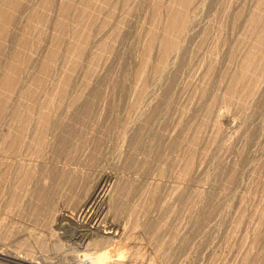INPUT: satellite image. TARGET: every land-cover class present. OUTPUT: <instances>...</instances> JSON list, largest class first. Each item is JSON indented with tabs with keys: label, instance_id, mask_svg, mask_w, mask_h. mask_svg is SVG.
Instances as JSON below:
<instances>
[{
	"label": "rangeland",
	"instance_id": "1",
	"mask_svg": "<svg viewBox=\"0 0 264 264\" xmlns=\"http://www.w3.org/2000/svg\"><path fill=\"white\" fill-rule=\"evenodd\" d=\"M20 1L24 2L25 5ZM42 1H44V0H27V1L26 0H18L16 2V3H18V8H15V10L13 12V15H14L13 21L15 20V23L12 21V22H10L12 25H10V23L8 22L9 23V24L7 23L8 26H6V27L4 26L5 31L7 30L9 32V35L6 34V33H8L7 31H6V33L4 31V35L0 33V36L3 35V36H1L2 39L6 34V36H5L6 39L4 37V39L2 41V39L0 38V52H1L0 53V86L2 87V88L0 87L1 88L0 89V96H1L0 101L2 99L4 100V98L7 99L4 102H2L3 100L1 101L4 104L7 101V103H6L7 106H5L6 109H5V107H2L3 104H0L1 108L2 109L4 108L3 110H1V108H0V115L3 116L2 119H1L2 116H0V136H1L0 141H1V139H3L1 142H3V141L7 142V143L4 142V144H7L6 147H5V145L3 147H1V145H3V144H1V142H0V152H1L0 153V156H1L0 157V264H18V263L11 262L10 257H13V256H18L20 259H18V257H17V259L19 261L21 260L22 261L21 263H24L25 262L24 259H25L26 260L25 263H30V261H31V264H36V263L42 264L43 263L42 260L44 261V260H48V259L50 260V262L55 263V264H80L84 260L91 261L92 264H196V263L197 264H257V263L258 264H264V212H263L264 211V204H263L264 203V86H263L264 85V76H263L264 73L262 74L261 78H259V80H256L254 78L256 86H255L254 80H252L253 78L251 76L256 71L253 74L251 73V75H249L248 71L245 72V70L241 69V71L243 70V72L246 73V75L248 74L250 77L249 76L247 77L244 73H242V74L240 73L241 72L240 68L244 67V63L246 60L245 57L247 56L246 53H248L247 51L250 49L251 46L254 45L256 38H257L256 36L258 35L257 30L259 28H261V27H259V25H257L258 28L255 27V31L252 32L254 30V28L251 25L248 26L249 20L244 18V17L245 16L248 18H249V16L251 17L252 15H250V14L251 13L254 14L253 12H256L258 10L257 8L259 6L257 8H255V7L257 5V2H259L261 0H259V1L258 0H193V2L191 0L192 6L190 4L188 6V9H190V10H188L189 11L188 15H191L193 12V15L191 17L189 16V18L194 17L195 19H193V21L190 19L191 20L190 22H192V25L187 27L189 29L184 30V33L182 34V35H184V37L185 36L186 37L183 39V36H182L183 44H182L181 50H179L176 53L173 52V53H175L176 56L174 54L171 56L170 53L166 54V56L169 55L170 57L164 56V54L162 53L163 49H161L162 46H161V43H159V41L161 42V37L163 36L162 32L165 31L164 28H166V26H167V25H165V20H167V19L169 20L170 17L174 14L175 10H177L176 8H178L177 7L178 5H176L177 1H172V0L170 1L169 0L170 1L169 2L168 0H166V1L165 0H158L156 2V5H160V10L162 9V11L157 13V15H154L155 13H153V12L151 13L150 10L154 11L153 7L155 8L156 5H153V4H155L156 0H136V1L135 0H129V1L128 0L127 1L126 0H122V1L121 0H108L110 3H111V1L113 2L109 5H108L109 2L107 3V0H105V1L103 0L104 2L102 0H99V2H98V0H97V3H95L96 0H91V3H93V6H92V4H90V0H89V2L87 1L88 2V3H86L87 5L84 3L83 0H77V2L80 5L83 3L86 5V7L84 4H83L84 6L81 5L83 8H81V6L76 5L78 3L75 0L74 1L70 0L69 1L70 2L69 7L71 10L75 11L76 14L73 13L69 9L68 15H67L69 18L66 16V17H64L65 19L64 18L60 19V17H62V14H60L59 12L60 11L62 12L61 9L64 7L65 3L68 0L67 1L66 0H57V1H59V3L56 0L55 1L53 0L55 2V5H56L55 7L60 10V11L58 10V13L60 15L57 13V9L54 12L55 7H54V9L52 8V9H46L45 10V8L43 7V4H41V3H44ZM92 1H94V2H92ZM100 1L102 4L100 3ZM5 2L6 3L9 2V0H0V12H3L4 9L6 10L7 4ZM19 2H20V4H19ZM56 2L59 5L56 4ZM69 2H67L66 4L68 5ZM71 2L73 5L71 4ZM121 2L124 3L125 5L124 4L122 5ZM74 3H75V5H74ZM94 3L97 5H95ZM98 3L100 6L98 5ZM103 3H106L105 6ZM118 4H120V8H119ZM126 4H127V6H126ZM166 4H167V6H166ZM174 4L176 5L175 10H173ZM258 4L260 5V2ZM89 5H91V7H89ZM40 6L43 7V9ZM76 6H78L82 10L84 9L83 10L84 12H82L81 9H79V11L76 10L78 8ZM87 6L89 8H87ZM95 6H96V10L94 9ZM117 6H118V9H117ZM73 7H74V9H72ZM75 7H76V9H75ZM114 7H116V8H114ZM86 8L89 10L92 8L95 10V12L96 11H98V12H96L94 14V11H91L92 9L89 11V10H85ZM242 8H243V10H242ZM170 9L172 11H174L172 15H170L171 14ZM240 9H241V11H240ZM245 9H247V10H245ZM252 9H254V10H252ZM43 10H45V12L50 10V11H48L49 14L54 15V16H47L48 17L47 18L45 15H48V14H45V12H42ZM52 10H53V12H52ZM250 10H251V12H248ZM32 11H33L35 16L39 15V14H40V16L35 17V16L31 15ZM77 11L79 13H77ZM88 11H89L90 15H91V13H93V15L97 17V18H95L97 20L94 19V16L92 18V15H91V20H90V18H89L90 15L88 16V14H89ZM243 11L244 12L246 11L245 14ZM263 11H264V8H263ZM41 12H42V14L44 13L43 17H41L42 16ZM110 12H111V14L113 12V14L111 15ZM149 12H150V14H149ZM240 12H241V14L243 12L242 15H244V16H242V18L244 19L243 24H241L242 19L238 18L239 16L236 15L237 13L240 15ZM69 13L72 14L71 17L69 16V15H71ZM83 13H85V14H83ZM80 14L83 15L84 20L86 19V17H84V16H88L90 21L88 19H86L85 21H83V20L81 21L82 16ZM167 14L170 15V17H168ZM233 14L236 16H233ZM77 15H79V17L80 16L81 17L79 18ZM150 15L153 16L154 20H155V18L158 19L157 18L158 16H159V19L162 18L159 20L160 22L157 25V26H159L158 30H157V28H155L158 31L157 34L154 31L155 30L154 27H156V26L153 27V25H156L157 23L156 24H155V22L153 23L154 20L152 19V17ZM30 16H32V18L33 17L38 18V19H36L37 21L35 20V18L31 19ZM56 16L57 17L60 16V17H58V19H60V21L59 20L55 21L56 19H54V18ZM230 16H231V20H230L231 22L233 19H237V18L241 21H239L237 19L238 21L233 20V23H231L229 21ZM74 17H75V19H76V17H78L76 22H75V19H72ZM49 18H50V21H48ZM66 18H68V19H66ZM29 19H30L29 23L39 22V24L37 23L39 28H38L37 24H35V23H33V24L28 23L29 25H31L30 27H28L29 25L27 24V22ZM78 19H80V21ZM150 19L153 20L152 21L153 25H151ZM41 20H43L44 22L46 20L47 21H46V23H43V21H41ZM66 21H67V23H66ZM77 21L81 25H79L77 23ZM87 21H89L90 24L93 21L92 24H94V22H95V25H92V24L90 25L89 22H87ZM234 21L236 22V24H234ZM18 22H20V24ZM40 22L43 25L40 24ZM49 22H51L52 24ZM53 22H55V24ZM56 22H59L60 24L59 23L56 24ZM72 22H75V23H72ZM85 22H87V23H85ZM245 22L247 23V25L245 24ZM47 23H49V24H47ZM64 23H66L65 24L66 27L64 26ZM159 24H161V25H159ZM230 24L234 25V28L232 27L233 30L236 29L238 24H239L237 30L233 31V34H232V29H231V31L229 30ZM0 25H2V24H0ZM3 25H6V24H3ZM25 25L27 28H25ZM50 25L53 27H51ZM56 25L58 28L56 27ZM58 25H60L62 28ZM89 25H90V27H89ZM228 25H229V27H228ZM235 25H236V28H235ZM40 26H41V28H40ZM76 26L79 28H77ZM92 26L94 28H92V30L89 29ZM150 26H152L153 28ZM160 26L164 30L163 31L161 29V33L159 31ZM240 26H242V27H240ZM54 27L56 28V30L54 29ZM69 27H70V29H69ZM239 27H240V29H239ZM244 27H246L247 31H248L247 33H245L246 37H244V34H243V31L245 29ZM251 27L253 29H251ZM34 28L36 29V31L34 30ZM82 28L89 29L91 32L87 33L88 30H87V32H85L86 30H84ZM31 29L33 30V32L31 31ZM42 29L44 31H42ZM79 29L84 30L85 34H87V39L89 38L88 41L91 43H89L87 40H85L86 42L84 41L83 43H81V45L82 44L83 45L82 46L80 45V47H79L80 50L83 49L81 54H79V55L74 54L73 55V53H71L70 51L68 52V48L70 46H67V45L71 44L70 43L71 41H73V43L76 42L75 41L76 38H74V35L76 37V34L79 32L78 31ZM249 29H251L250 30L251 33L249 32ZM60 30L62 33L60 32ZM149 30H151V32H153L152 35H150L151 32L149 34H146V33H148L147 31H149ZM259 30H261V29H259ZM57 31H59V32L57 33ZM186 31H187V33H185ZM63 32H66V34H64ZM67 32H68V34H67ZM72 32L74 34H72ZM244 32H246V29ZM60 33H61V35H60ZM94 33H95V35H94ZM255 33L257 34L256 36H255ZM54 34H56V35H54ZM88 34L91 35L92 37L89 36ZM247 34L249 37L247 36ZM21 35H22V39L26 37L25 38L26 40L24 39L25 44H24V48L22 50V52L23 51L24 52L21 53V54H23V56H26L25 58L22 56L25 64L22 63V65L20 66V70L23 68L22 69L23 72H22V70H21L22 73L19 72V74H18L19 81L15 83L13 90L15 89L16 91H18L19 93L18 92L17 93L19 94V96L21 98H22V96H24V95L26 96V94L28 95L29 93L32 94V95L29 94L30 97H32L33 95L36 96L37 94H35L34 92L38 93V90H39V92L41 91L36 97L37 98L35 100L36 103L35 102L33 103L36 105L32 104V102L34 101L33 99H35V96H33L34 98H30L32 101L28 98L29 96H26V97L24 96V98H27V99H24V98L21 99V98H19V96L18 97L16 96L18 94H16L15 90H14L15 92L12 90L13 94H11L10 91H6V94H7V92H9L6 95V94H4L5 89L3 90V86H2L3 85L2 81L5 80L4 77L6 76L5 71H7V69H5V68L8 67L7 64H10L11 62L12 63L15 62L14 58H15L16 53H14V51L15 52L18 51V48H17L18 46H15V45H18V43H19V42H16V44H15V41L21 40L18 38L16 39V37L21 38ZM40 35H41L43 41H42ZM153 35L155 38L152 37ZM231 35H232V43L229 44V42H231V39L229 40V38H231ZM7 36H10V40H12L13 38H15V39H13V41H10ZM13 36H15V37H13ZM59 36H62V37L60 38ZM147 36L149 39L146 38ZM187 36H188V38H187ZM250 36L253 37V40L251 39ZM254 36H255V40H254ZM37 37H38V39H41V40H37ZM71 37H73L74 40ZM90 37H91V39H90ZM225 37L227 38V40H225L226 39ZM151 38H153V42L155 40V42H156V43L154 42L155 44L153 42H150ZM221 38H224V39H221ZM235 38H240L242 41L237 39L238 41H240V42H238ZM245 38H247V39H245ZM52 39H53V41H51ZM56 39H57V41H56ZM61 39L64 41L62 42ZM146 39H148V40H146ZM219 39H221V41L222 40L223 41L221 42ZM5 40H6V42H5ZM30 40H32V41L30 42ZM47 41L52 42L53 46L51 47V45H50L51 43L49 44ZM58 41H60V42H58ZM147 41L152 43V45H153L152 47L156 50H154L152 48L154 50V53L152 51L153 54L151 53V55H150L151 58L149 57L150 59L149 58H148L149 60L147 59V61H149V62L146 61L148 64L144 63L145 62L144 60H142L144 62H143V64H141V62H142V61H140L142 58L141 56L143 53H144L143 55L146 54L145 50L147 49V48H144V49H142V48L146 46L145 45L146 43H148L147 45L150 44ZM151 41H152V39H151ZM219 41H220V43H219ZM56 42H58V46L61 45V43H62V45L59 46V48L64 46V44H65L64 48H60V49H65L66 46L68 48H66L67 50H62V51L60 50V51H58V53L56 52L55 55L57 56V58L55 56L54 59L57 61L52 60L49 62V60H50L48 58L49 54H50L49 51L53 52L52 49L54 47H56V49L55 48L53 49L54 51L59 50V49H57L58 46H56L57 45ZM235 42L238 45H235ZM247 42H248V44H246ZM249 42L250 43L252 42L253 45H252V43L250 44ZM73 43H72V45H73ZM84 43H87V44L89 43L90 45L88 44V46H87ZM157 43L161 47L160 49L162 51H159L160 49L158 48L159 46L157 45ZM222 43H224V44H222ZM232 44L234 45V47L231 46ZM84 45H85V47H83ZM154 45H156L158 47H156ZM226 45L228 46V48H231V49L234 48L235 50L230 51L231 53L227 52L231 49L227 50L228 48ZM214 46H215V48H214ZM236 46H237V48H235ZM238 46H239V49H238ZM242 46H244V47H242ZM27 47H28V49H27ZM146 47H148V46H146ZM245 47H247V48H245ZM216 49H218V51ZM84 50H87V51H84ZM142 50H143V52H142ZM244 50H247V51L245 52ZM27 51H29V52H27ZM64 51L68 52V53L67 52L63 53L64 55L66 54L65 57L62 56L63 55L62 52H64ZM158 51H159L160 55L161 54H163V55H161V56L158 55L159 54ZM214 51H216V52H214ZM140 52H142V53H140ZM212 52L215 54H213ZM235 52H237V53L235 54ZM228 53L229 54L233 53L232 57L230 55H228L229 56L228 57L227 56ZM82 54H83V58H85V59L81 58L83 60V62L79 61L80 62V64H79L78 59L81 60L80 56L82 57ZM87 54H88V56H87ZM240 54H242V55H240ZM75 55H76V61L74 60ZM98 55L100 58L98 57ZM243 55H245V57ZM46 56H47V58H46ZM85 56H87L88 58ZM163 56H164V58H163ZM71 57H73V58L71 59ZM146 57H148V56H146ZM146 57H145V59H146ZM161 57L164 60L165 66L167 65V67L164 66L166 69L163 67L165 69V71L163 70V68H161L163 66V64H161V62L163 63V60H161ZM26 58H28V59L26 60ZM45 58H46V60H45ZM69 58L71 60H74V61H72V63L74 62L75 66H73L74 64L70 63L71 60ZM97 58H99V59H97ZM159 58H160L161 62H160V60L158 62H160V64L162 66L160 64H158V62H157V59H159ZM165 58H168V60H165ZM177 58H179V59H177ZM243 58H245L244 63L242 62ZM47 59H48V62H47ZM143 59H144V56H143ZM41 61L43 62V64ZM44 61L49 66H47V64ZM53 61L56 64L53 65V63H54ZM168 61L170 62V64H168L169 63ZM212 61L215 63H212ZM6 62H7V64H6ZM36 63L38 65L41 64L40 67L43 66L42 68L46 67V70H50V69L53 70V72H51V71L45 72L44 71L45 72V73L43 72L44 75L47 74L44 77L42 73H37L38 70L43 71V69L42 68L39 69L40 67ZM68 63L71 64L73 66V68L77 67L76 66L77 63H78L77 65H81V66H78L77 67L78 69L76 68L77 69L76 70L75 68L72 69L71 68L72 66L69 65ZM50 64H52L54 66L53 69L49 68L50 66L52 67V65H50ZM144 64L145 65L147 64V65L145 66ZM238 64H243L242 65L243 67H241ZM159 65H160V67H159ZM215 66H217V67H215ZM86 67H89V68H86ZM36 68L38 69L37 71H35ZM47 68H49V69H47ZM134 68L136 69V71ZM157 68H161L163 73L160 69H157ZM236 68H237V70H236ZM85 69H87V70H85ZM71 70H73L74 72L72 71L73 72L72 73ZM167 70H168V72H167ZM210 70H212V71L215 70L213 72V75L215 73L216 76L215 75L214 76L216 77L217 86L214 84L216 82L213 78L214 76L212 75V73H210L211 76L209 75V77L211 79H209V77H208L207 73L211 72ZM222 70H224V71H222ZM2 71L4 73H2ZM69 71L72 74H68ZM157 71H159V72H157ZM235 71H236V73H235ZM249 71L253 72L251 70H249ZM237 72H239L240 75H243V76L245 75V77H247L246 79H248V83L251 80L253 81V84L251 83L252 86L254 85L253 89L251 88L252 86H249V87H250V89H252L254 91H251L248 87L247 89L251 93L248 91L245 93L244 91H246V90L243 91L244 94L240 93L242 91L239 92L238 88H240V90L245 89L244 86L242 87V82L245 81V80H243V79H245V77L240 76ZM223 73H225V74H223ZM37 74H38V76H37ZM49 74H51V75H49ZM231 74H233V75H231ZM19 75L21 76V78ZM34 75H36L37 77H34ZM65 75H67V77ZM227 75H229V76H227ZM230 75L232 77H234L235 80L236 79H238V80L235 81L234 78L231 79ZM234 75H236L238 78H236V76H234ZM39 76H41V77H39ZM46 76L47 77L50 76V79L49 78L46 79V80H48L47 84H46V81L44 80L45 83H43L44 85H42V81L40 82V79L47 78ZM60 76H61V78H60ZM144 76H145V78H144ZM63 77H66V79L64 78L65 79L64 80ZM71 77H72V79H71ZM217 77H220V78H217ZM33 78H34V80H38L35 78H40V79L38 81H34V80H32ZM18 79H16V80H18ZM21 79H22V81H21ZM217 79H219V80L222 79V81L220 80V82H219V80H217ZM240 79L243 80L241 83H239L241 81ZM249 79H250V81H249ZM31 80L34 81V84L32 83ZM50 80H52V81H50ZM61 80L64 82V84L66 83V81H71L70 84H68V83H67L68 85L65 84V87H67V86H69V87L71 86V87L70 88L67 87V89H65L64 84ZM144 80L146 81V83ZM212 80H213V82H212ZM230 80L231 81L234 80L233 82L238 83L239 85L238 84L237 85L241 86V87L236 88L235 87L236 83H235V85H233V87H231L232 86L231 83H233V82H231ZM229 81H230V83H229ZM237 81H239V82H237ZM49 82H51V83H49ZM57 82H58V84H57ZM59 82H62V83H59ZM147 82H148V86L146 85ZM208 82H209V84H208ZM211 82L214 85H212ZM246 82H247V80H246ZM17 83L21 87L23 86L26 89L28 88V90H26V89H23V87L22 88L20 87L21 90L23 89L24 95L23 94L20 95L21 90L19 89V87H18V89L16 88L18 86ZM40 83H41L42 87H45L47 85L46 90H45V88L44 89L40 88ZM227 83L230 87L227 85ZM32 84H33V86H32ZM35 84L40 89L35 88V91H33L34 88L30 89L29 87H31V88L35 87L34 86ZM60 84L63 86H61ZM121 84H122L123 88H122V86H120ZM245 84H247V83H245ZM53 85L55 88L53 87ZM58 85L61 86L62 88L64 87V89L66 91L68 90L66 95H70L69 98L72 99L73 101H69L70 99H68L67 96L65 97L64 94L66 93V91L64 92V89H61ZM57 87L60 88L59 90H62V91H58ZM202 87H204V89ZM255 87H256V89H255ZM73 88H74V90H73ZM139 88L141 90H139ZM145 88L147 91H145ZM230 88H232V89H230ZM222 89H223V91H222ZM233 89H234V91H236V93H234V91L232 92ZM31 90L33 92H31ZM205 90H209L210 93L208 94V91L206 92ZM226 90L228 91V93H227L228 96H227V94L225 95V93L227 92ZM27 91H29V92H27ZM44 91H46L47 93ZM237 91L239 92L238 95L239 94H242V95L241 96L236 95L237 96L236 97L234 94H237ZM51 92H53V93L51 94ZM55 92L56 93L59 92V93H57L58 94L57 96H56ZM61 92L64 93L63 94L64 97H61V96H63L60 94ZM231 92L233 93V99H232V96L230 95ZM42 93H45L47 95V96L45 95V97H47V98L51 94L53 97L52 96H50V97L52 98V100L54 102L53 101H52L53 103L51 102L50 97H49L50 100L46 98V100L49 101L48 104L50 102L52 103V104L48 105L44 101L45 100L44 94H42ZM202 93H204L205 96H203L204 94H202ZM9 94H11V96H13V97H10ZM201 94H202L203 98L201 97ZM206 94L208 95V103L209 104L205 103L207 101H204V100H206V99H204L207 96ZM247 94H248V96H247ZM8 95H9V98H11V100L7 97ZM54 95H55V99H54ZM78 95H80V96H78ZM224 95H225V98H227L226 101H228V102L223 101L225 99ZM3 96H4V98H2ZM73 96H75L76 99ZM242 96H243V98L245 97L244 100H241ZM59 97H60V99H59ZM71 97H73V98H71ZM127 97H129V98H127ZM137 97H138V99H137ZM169 97H171V98L169 99ZM211 97L213 100L214 99L216 100V101L212 100L214 103L212 101H210L211 103L209 102V100H211ZM234 97H235V99H238L240 97L239 99L242 102L239 99H238V101L235 100ZM18 98H19L20 102L18 101ZM228 98H229V100H228ZM249 98H250L251 102H250ZM38 99H39V103H38ZM79 99H81V101H83L85 99L91 100V106H93L92 110L94 109V112L91 110L93 112L91 114L92 116L87 115V114H84V115L85 116L87 115L88 117H85L84 115L80 116V114L78 115V108L80 107L79 105L84 103V101L81 103V101ZM13 100H16V102L20 103V105H22V108L18 103H17V105H15L16 102ZM21 100H23V103L21 102ZM27 100H29V102H31V103H27ZM58 100H60L61 107L63 105L62 108L60 107ZM86 100H85V102H86ZM200 100H202V102ZM24 101L27 104H25ZM42 101H44L45 102L44 104H47V105H43ZM56 101H57V103H56ZM61 101H66V102L62 103ZM9 102H11V103L15 102V103L10 105L11 103H9ZM69 102H70V104H69ZM37 103H38L39 107L41 105V107H40L41 109L39 107H37ZM200 103H202V104H200ZM240 103H243V104H240ZM23 104L26 106L28 104L29 105L27 107L26 106L23 107ZM65 104H67V105H65ZM239 104L241 105L242 109L246 107L245 110L244 109L242 110ZM13 105H15L16 107L20 106L19 107L20 113H18L19 109L17 110L14 106L15 109H13V112L17 111L16 114H18V115L14 114V113H12V114L16 118H14L10 112V111H12V109L10 107L12 106V108H13ZM51 105H53V106L49 107ZM64 105H65V107L66 106L69 107L70 105H73V106L75 105L74 108L77 110L73 111L74 109L71 106H70V108H65ZM242 105H244V107ZM42 106H44V107H42ZM45 106H48V107H45ZM25 108L26 109L31 108V109L25 110ZM35 108L36 109L38 108V109L36 110ZM46 108H48V110L51 108L50 109L51 111L49 110L50 113H49V111L47 112L48 115L50 116V118L48 120L50 121V119H51V123L55 122L53 124L54 126L50 124L51 125L50 128L48 127L50 125H46L45 122L43 120H41V119H43L44 115L46 114L45 113V111L47 110ZM66 109H68V110H66ZM69 109L75 115L72 114L71 112H68ZM28 110L30 112V115H32V113L34 114V116H32V118L30 115H29L30 117L28 116V114H27ZM42 110H44V115H43ZM53 110L55 111V113L53 112V115H57L56 117L55 116L53 117V115H52ZM1 111H2V113H1ZM6 111H7V113H6ZM31 111H33V112H31ZM60 111H62V112H60ZM108 111H110V112H108ZM66 112H68V113H66ZM22 113L24 116H26V115L27 116L24 117L22 115ZM37 113H38V115H37ZM122 113H124V114H122ZM195 113H197V114H195ZM4 114H5V117H4ZM19 114H21V116ZM48 115H47V118H48ZM133 115H135V116H133ZM9 116H12V117L9 119ZM37 116L38 117L41 116L42 118H40V117L38 118ZM77 116L80 119L76 123V121L78 120ZM138 116H140V117H138ZM192 116H194V117L192 118ZM241 116H243V117H241ZM18 117L22 120H24L23 118H25V119L27 118L26 121L28 123L25 122L24 124H21V125L17 124V122L18 123L20 122ZM36 117H37V120H35ZM51 117H53L54 118L53 120H55V121H53ZM244 117H245V119H244ZM11 119L12 120L15 119L16 121L15 120L12 121ZM29 119H30V121L32 120V123L29 122ZM242 119H244V120H242ZM1 120H4V122ZM40 120L43 121L44 123H42V122L40 123L39 122ZM34 121H35V123L37 121V123L35 124ZM1 122L4 124H2ZM6 122H7V124H6ZM15 122H16L17 126H15L16 124H13ZM116 123H118V124H116ZM122 123L124 125H121ZM125 123H126V125H125ZM18 125L21 126L19 128H22L23 130L27 131V132L24 131V136L27 137L26 138L27 141L25 140V142H22V141H24L25 137L22 138L21 141H18L21 145L19 143L16 145H18L20 147L16 146V149L14 148L17 155L14 152V153H12V155L14 154L13 156L11 154L9 156L8 153L13 152V151H11L13 149L11 147H9L10 144L12 146L13 139L11 138L12 136L10 137V135L7 133H10L11 135H13L12 133H15L16 130L18 131V129H19ZM44 125L47 127L43 128ZM80 125H81V127H80ZM195 125L198 127L196 128ZM119 126H121V127L123 126V128L125 126V128L122 129ZM63 127L64 128L65 127L72 128L74 130V133L77 136H75L74 138L71 136L73 139H71V137L66 136L68 138V140H66V141L68 142L70 140L68 142V144L70 143L71 145H67V148H68V146H70V148H69L70 151H68L69 152L68 153L67 150H69V149H67L65 147L63 152L61 150L60 154H59L58 137L60 135V132H62ZM57 128H58V130H57ZM182 128H184V129H182ZM44 129L47 131L49 130V131L47 132ZM1 130L3 131V133L1 132ZM50 130L52 133L50 132ZM95 130H96V132H95ZM125 130L128 133H126ZM7 131H9V132H7ZM10 131H12V132H10ZM113 131H114V133H113ZM199 131H200V133H199ZM5 132H6V134H5ZM178 132H180V133H178ZM1 133H2V135H1ZM44 133L46 134L47 137L44 136ZM50 133H51V135H50ZM78 133L80 134V136L78 135ZM121 133L123 135H126V136L121 137L122 136ZM117 134H118V136H117ZM3 135L4 136L6 135L5 138L3 137ZM48 135H50V136H48ZM81 135H83L84 138ZM86 135H87V137H86ZM34 136L38 137L40 145L36 144V143H38V139H36ZM8 138H9V140H8ZM45 138H47V139H45ZM80 138H82V139L80 140ZM138 138L140 139V141L138 140ZM191 138L194 141L195 140L198 141V142L195 141V146L193 144V147H192V145L190 146V144H192ZM214 138H215V140H214ZM35 139L37 140V142L35 141ZM134 139L137 142H139L141 149L136 148V145H135L136 141ZM141 139H142V142L144 143V145L145 146L147 145L146 147L143 146ZM163 139H164V141H163ZM75 140H76V142H75ZM132 140H134L135 142ZM72 141L74 142L73 144L71 143ZM194 141H193V143H194ZM30 143H31V145H30ZM175 143H176V145H175ZM41 144L44 147H41ZM156 144H158V145H156ZM170 145H171V148H173L172 152H170V150H169V152L166 151L167 150L166 148L170 149L169 148ZM176 146H177V148H175ZM182 146H183V149H182ZM77 147H79V148H77ZM152 147H154V148H152ZM1 148H2L4 153L2 152ZM3 148H7L8 152L6 149H3ZM9 148H11V149H9ZM41 148H42L43 152L41 151ZM71 148H73V149H71ZM75 148H77V149H75ZM65 149H67V150H65ZM147 149H148V151H147ZM135 150H136V152H135ZM56 151H58V152H56ZM64 151H66L67 153L65 154ZM138 151H139V153H138ZM38 152H39V154H37ZM56 153H58L59 155ZM187 154H188V156H187ZM190 154H193V155H190ZM153 155H154V157H153ZM189 157H190V159H189ZM132 158L134 160H136V163L134 162V160ZM145 158L146 159L148 158V159L146 160ZM155 158L158 160L157 163H156ZM14 159L15 160L17 159V161H15ZM128 159H129V162H128ZM153 159H155V160H153ZM137 160H139V161H137ZM187 160L188 161L190 160V164H192V166H194V167H191L190 164H187ZM191 160H192V163H191ZM168 161H169V163H168ZM126 162L128 164H126ZM171 162H172V166H171ZM144 163H145V165H144ZM130 165H132L133 167H131ZM142 165H144L145 167ZM186 165L191 168V172H190V168H187ZM221 165L223 167H221ZM146 166L148 168L147 171H146ZM184 166L187 168V172L189 170L188 173L186 172V168H184ZM140 167H141V169H140ZM207 169H208V172H207ZM234 169H236V170H234ZM181 170L183 172L187 173V175L184 176L185 173L184 174L181 173L182 172ZM219 172H221V173H219ZM20 174L25 176V179L22 180L24 182H22L20 180L23 178V176L21 177ZM159 174H161V175H159ZM30 175L32 176V178H30L31 177ZM104 175H107L110 177V180L106 183V187L108 190L105 194L106 195L104 198L105 200L103 199L104 201L101 203V206L97 205L98 208L96 206L97 211H96V208L93 209V211L90 213L89 217L87 216L88 218L84 217L80 214L78 215V213H77V211L79 209L78 207H80V205L82 204L83 199L85 200L87 198V196L90 195V193L92 192V190L95 186V183H97L99 178L104 176ZM235 175H236V177H235ZM243 176H244V178H243ZM27 178H28V181L26 180ZM191 178H192V180L190 181L189 179H191ZM233 178L236 179L234 181L235 183L231 180ZM157 179H158V181H157ZM133 180L136 181V184L134 183ZM25 181H26V183H25ZM206 181H208V182H206ZM212 181H214V182H212ZM157 184H158V186H156ZM161 185H162V188L158 189L161 187ZM149 186L152 189L149 188ZM191 186H193V187H191ZM120 187H122V188H120ZM140 188H141V190H140ZM154 188L157 189L158 191L156 190L157 191L156 192ZM117 189H119V191ZM187 189H189V190H187ZM153 190L156 192L157 195H155V192ZM41 191L45 192L46 194L42 192L43 195H41L40 196L41 198H39ZM150 191L152 194L150 193ZM38 192H39V194H37ZM145 192H148V193H145ZM11 194H14V196L16 195V197H12ZM83 194H85V196ZM152 195L154 197H152ZM42 196H44V198ZM215 196H217V197H215ZM45 197L47 198V200H45L46 199ZM151 197H152V199H151ZM153 198H154V200H153ZM195 198H196V200H195ZM205 198H206V200H205ZM12 199H14V200H12ZM43 199L47 202L44 201V202L40 203L41 201H43ZM11 200H12V203L10 202ZM48 200H49V202H48ZM73 200H75V201H73ZM119 200H121V201H119ZM212 200H213V202H212ZM38 201H39V203H38ZM123 201H125V202H123ZM214 201H215V203H214ZM48 204L50 207L48 206ZM107 204H108V206H107ZM241 204H242V206H241ZM205 205L206 206L211 205V207L207 206L208 207L207 208ZM42 206H44V207H42ZM118 206H119V208H118ZM155 206H157V207H155ZM187 206L189 208H187ZM38 207H40V208H38ZM123 208H124V210H121ZM146 208H147L148 212H146V210H144ZM200 208H202V209H200ZM206 208L207 209L211 208L210 212L208 210H206ZM47 209H48V211L50 210L49 212H51L54 215V217L52 214L47 213L48 212ZM140 212L141 213L143 212L144 214L142 215ZM147 213H149V214H147ZM204 213L206 216L204 215ZM39 215H40V217H39ZM43 215L44 216L47 215L46 217L47 218L49 217V219H44L46 217H43ZM64 215H66L70 218V220L72 221L71 222L72 224L68 223L69 224L68 225L66 223L67 224L66 226H64V225L62 226V224H64V223H61L63 221H61L60 217L62 218ZM145 215H146L147 219L145 218ZM147 215L149 217H147ZM202 216H204L205 218ZM52 218H53V220H52ZM92 219L94 222H99L100 225L105 229L112 226L113 229L111 232L115 236L112 238L111 235L106 236V235H98L96 233H93V235L91 236L90 239H88L87 241H82L79 238V236L76 235V231L79 230L77 227L85 225L89 220H92ZM135 220H138V222H136ZM157 220H158V222H157ZM51 222H52V224H50ZM58 222H60V223H58ZM64 222H66V221H64ZM134 222L138 223V224L136 225V224H134ZM58 224L60 225V227ZM154 224L156 225L157 230L159 229V231L156 230V227L154 226ZM140 225H141V227H140ZM234 225H236V226H234ZM158 226H160V228ZM150 227L153 229V231L150 230L151 229ZM176 227H177V229H176ZM254 229H256L257 231ZM147 231L150 235L153 232L152 236H150V235L147 236L146 235ZM154 231L159 232V233L156 232V235L158 237L154 234L155 233ZM25 232H26V234H25ZM102 237H106L108 243L106 242V239L104 240V239H102ZM150 237H151V239H150ZM109 239L110 240L112 239V240L110 241ZM254 239H255V241H254ZM150 240H152V241H150ZM93 241H94V243H93ZM98 241L99 242L101 241L103 243H99ZM104 241H105V243H104ZM135 241H136V243H135ZM88 242H89V246L87 245ZM94 244L95 245L97 244V245L95 246ZM158 248H159V250H158ZM13 251H15V254ZM11 252H13V256H12ZM122 252L123 253L127 252V254L124 255ZM135 252H136V254H134ZM119 256L121 259L119 258ZM244 257L246 260L244 259ZM93 259H94V262H93ZM8 261L11 263H9Z\"/></svg>",
	"mask_w": 264,
	"mask_h": 264
},
{
	"label": "bare ground",
	"instance_id": "2",
	"mask_svg": "<svg viewBox=\"0 0 264 264\" xmlns=\"http://www.w3.org/2000/svg\"><path fill=\"white\" fill-rule=\"evenodd\" d=\"M17 1H18V0H11V1L9 0V2H7V3L5 2V3L7 4V5H6V10L4 9L3 12H0V24H2V25H0V26H1V27H0V33L3 34V35H4V31H5L4 26H5V27L8 26L7 23H8V22H9V23L12 22L13 19H14V17H13V16H14V15H13V12H14L15 8H18V3H16ZM26 1H27V0H26ZM54 1H55V0H54ZM54 1H53V0H44V1H42V2H44V3H41V4H43V7L45 8V10H46V9H52V8L54 9V7L56 6ZM56 1H57V0H56ZM66 1H67V0H66ZM69 1H70V0H68L67 2H69ZM73 1H74V0H73ZM73 1H72V2H73ZM75 1L77 2V0H75ZM83 1H84L85 4L89 2V0H83ZM83 1H82V2H83ZM85 1H86V2H85ZM87 1H88V2H87ZM102 1H103V0H102ZM104 1H105V0H104ZM104 1H103V2H104ZM121 1H122V0H121ZM126 1H127V0H126ZM126 1H125V2H126ZM128 1H129V0H128ZM135 1H136V0H135ZM157 1H158V0H156V1H155V4H153V5H156V2H157ZM165 1H166V0H165ZM168 1H169V0H168ZM170 1H171V0H170ZM170 1H169V2H170ZM172 1H177L178 4L176 3V5H178V6H177L178 8H176L177 10H175V6H176V5L174 4V5H173V7H174L173 10H175V12L172 11V10L170 9L172 12L170 11L171 14L169 13L170 15H172L173 12H174V14H173L171 17H170V15L167 14V16L170 17V19H169V20H168V19L165 20V25H167L166 28L163 27L165 31H164V30L162 29V27L160 26V30H159L160 33H161V29L164 31V32H162V35H163V36H162V35H161L162 37L160 36V37H161V42L159 41V43H161L162 48L158 45V43H157V45H158L159 47L156 46V45H154V46L158 47L159 49H160V48L163 49V52H162V53L164 54L165 57H168V56H169V55L166 56V54H168V53H170L171 56H172L173 54L175 55L176 52H178L179 50H181V48H182V44H183L182 36H183V39L186 37V36L184 37V35H182V34L184 33V30L189 29V28H187V27H189L190 25H192V22H190V21H191V20L193 21V19H195L194 17L189 18V16L191 17V16L193 15V12H192L191 15H188V12H189L188 10H190V9H188V6H189V4L191 5V0H172ZM258 1H259V0H258ZM20 2H22V1H20ZM20 2H19V4H20ZM57 2L59 3V1H57ZM57 2H56V4H58ZM67 2H66V3H67ZM72 2H71V4H72ZM79 2H80V1H79ZM92 2H94V1H92ZM98 2H99V0H98ZM108 2H109V1L107 0V3H108ZM123 2H124V1H123ZM140 2H141V1H140ZM192 2H193V0H192ZM199 2H200V1H199ZM245 2H246V1H245ZM259 2H260V5L258 4ZM259 2H257V5H256V7H255V8H257V7L259 6V7L257 8L258 10L256 9V10H257V11L255 10L256 12H253V11H252L254 14L251 13V14H250V15H252L251 17L249 16V18H248V17L245 16L244 18H246V19L249 20V25H248V26L251 25V26L254 28V30H253L252 32L255 31V27L258 28L257 25H259V27H261V28H259V29H261V30H259V29L257 30V31H258V33H257L258 35L255 33V36L257 35V36H256L257 38H256L255 43L252 41V42L254 43V45H253V43L251 42L253 46H251L250 49L248 48V49H249L248 51H247V50H244L245 52H246V51L248 52V53H246V54H247L246 57H245V55H246L245 53H244L245 55H243V56L246 58V60H245V58H243V61H242V62L244 63V60H245L244 67L242 66L243 64H238V65H240L241 67H243V68H240V71H241V69L245 70V72L248 71V72H249V75H251V73L253 74V73L256 71V72H255L256 74L254 73L255 75H254V74L251 75L252 78H253V79H252V78H251V79L254 80V84H255V79H256V80H259V78H261L262 74L264 73V72H263V71H264V11H263V8H264V0H261V1H259ZM22 3L24 4V2H22ZM36 3H37V2H36ZM66 3H65V5H64V7H63L62 9L60 8V9L62 10V12H61L59 9H57L56 7H55V9H54V12H55L56 9H57V13H58V10H59V11H60L59 13L62 14V17L58 16V17H60V19L66 17V16L68 15V11H69V9H70V7H69V6H70V2H69L68 5H67ZM77 3H78V2H77ZM84 3H83V4H84ZM95 3H97V0L95 1ZM95 3H94V4H95ZM100 3H101V1H100ZM111 3H113V2L111 1ZM111 3L109 2L108 5L111 4ZM137 3H138V2H137ZM164 3H165V2H164ZM171 3H172V2H171ZM208 3H209V2H208ZM83 4H81V5H83ZM85 4H84V5H85ZM90 4H92V6H93V3H91V0H90ZM101 4H102V3H101ZM103 4H104V6H105L106 3H103ZM115 4H116V3H115ZM121 4L123 5L124 3L121 2ZM24 5H25V4H24ZM38 5H39V4H38ZM58 5H59V4H58ZM72 5H73V4H72ZM74 5H75V3H74ZM76 5L81 6L79 3L76 4ZM84 5H83V6H84ZM86 5H87V4H86ZM86 5H85V7H86ZM95 5H97V4H95ZM98 5H99V3H98ZM113 5H114V4H113ZM113 5H112V6H113ZM118 5H119V8H120V4H118ZM124 5H125V4H124ZM153 5H152V6H153ZM169 5H170V4H169ZM171 5H172V4H171ZM193 5H194V4H193ZM16 6H17V7H16ZM20 6H21V5H20ZM20 6H19V7H20ZM78 6H76V7H78ZM99 6H100V5H99ZM114 6H115V5H114ZM126 6H127V4H126ZM138 6H139V5H138ZM166 6H167V4H166ZM191 6H192V5H191ZM33 7H34V6H33ZM40 7H41V6H40ZM43 7H41V8L43 9ZM76 7H75V9H76ZM89 7H91V5H89ZM89 7L87 6V8H89ZM142 7H143V6H142ZM149 7H150V6H149ZM168 7H169V6H168ZM240 7H241V6H240ZM242 7H243V6H242ZM247 7H248V6H247ZM41 8H40V9H41ZM81 8H83V7L81 6ZM81 8L78 7L76 10L79 11V9H81ZM87 8H86L85 10H89V9H87ZM99 8H100V7H99ZM102 8H103V7H102ZM114 8H116V7H114ZM121 8H122V7H121ZM123 8H124V7H123ZM136 8H137V7H136ZM140 8H141V7H140ZM150 8H151V7H150ZM255 8H254V9H255ZM20 9H21V8H20ZM37 9H38V8H37ZM40 9H39V10H40ZM72 9H74V7H73ZM91 9H92V8H91ZM91 9H90V10H91ZM94 9L96 10V6L94 7ZM94 9H92L91 11H94V14H95V13L98 12V11L95 12ZM117 9H118V6H117ZM153 9H154V11L150 10V12H151V13H152V12L155 13L154 15H157V13H159L160 11H162V9L160 10V5H156L155 8L153 7ZM254 9H252V10H254ZM2 10H3V9H2ZM45 10H43L42 12H45ZM70 10H71V9H70ZM83 10H84V9H83ZM83 10L81 9L82 12H84ZM90 10H89V11H90ZM242 10H243V8H242ZM245 10H247V9H245ZM37 11H38V10H37ZM48 11H50V10H48ZM48 11H46L47 13L45 12V14H48V15H45L46 17H47V16H54V15H50ZM71 11H72L73 13H75V11H73V10H71ZM78 11H77V13H79ZM89 11H88V13H89ZM166 11H167V10H166ZM195 11H196V10H195ZM228 11H229V10H228ZM240 11H241V9H240ZM29 12H30V11H29ZM42 12H41V14H42ZM52 12H53V10H52ZM72 12H71V13H72ZM150 12H149V14H150ZM190 12H191V11H190ZM238 12H239V11H238ZM243 12H244V11H243ZM243 12H242V14H243ZM245 12H246V11H245ZM245 12H244V14H245ZM248 12H251V10L248 11ZM32 13H33V11L31 12V15L35 16L34 13H33V14H32ZM39 13H40V12H39ZM50 13H51V12H50ZM59 13H58V14H59ZM71 13H69V14H71ZM86 13H87V12H86ZM136 13H137V12H136ZM163 13H164V12H163ZM166 13H167V12H166ZM229 13H230V12H229ZM43 14H44V13H43ZM43 14H42L41 17H43ZM51 14H52V13H51ZM54 14H55V13H54ZM58 14H57V15H58ZM60 14H59V15H60ZM75 14H76V13H75ZM75 14H74V15H75ZM83 14H85V13H83ZM97 14H98V13H97ZM99 14H100V13H99ZM106 14H107V13H106ZM110 14H111V12H110ZM112 14H113V12H112ZM112 14H111V15H112ZM128 14H129V13H128ZM242 14H241V12H240V15H239L238 13L236 14V15L239 16V17L237 16L238 18H241V19H242V23H241V24L244 23V21H243L244 19L242 18V16H244V15H242ZM74 15H73V16H74ZM80 15L82 16L81 21H82V20L85 21L86 19L89 20V18H90V20H91V15H92V18H93V16H94L93 13H91V15H90V13H89V14H88V16L90 15L89 18H88V16H84V17H86V19L84 20L83 15H82V14H80ZM111 15H110V16H111ZM152 15H153V14H152ZM165 15H166V14H165ZM226 15H227V14H226ZM236 15L233 14V16H236ZM15 16H16V15H15ZM36 16H40V14H39V15H36ZM36 16H35V17H36ZM69 16L71 17L72 14L69 15ZM77 16L79 17V15H77ZM81 16H80V17H81ZM100 16H101V15H100ZM107 16H108V15H107ZM150 16H151V15H150ZM167 16H166V17H167ZM228 16H229V15H228ZM228 16H227V17H228ZM233 16H232V17H233ZM240 16H241V17H240ZM30 17H31V19H34V18H35V17L32 18V16H30ZM46 17H45V18H46ZM56 17H57V16H56ZM56 17L54 18V19H56L55 21H57V20L60 21V19H58V17H57V18H56ZM67 17H68V16H67ZM78 17H76V19H75V17L72 18V19H75V22H76V20H77ZM80 17H79V18H80ZM151 17H152V19H153V16H151ZM237 17H236V18H237ZM39 18H40V17H39ZM47 18H48V17H47ZM47 18H46V19H47ZM68 18H69V17H68ZM68 18H66V19H68ZM95 18H97V17L94 16V19H95ZM157 18H158V19L155 18L156 21H155L154 19H153L154 21H153L152 19H150V20H151V25H153V24H152V21H153V23L155 22V24L157 23L156 25H153V27L156 26V27H154V29L157 28V30H158L159 26H157V25H158V23L160 22L159 20L162 19V18L159 19V16H158ZM238 18H237V19H238ZM15 19H16V18H15ZM36 19H38V18H35V20H36ZM40 19H41V18H40ZM64 19H65V18H64ZM70 19H71V18H70ZM190 19H191V20H190ZM237 19H233V20H237ZM246 19H245V20H246ZM78 20L80 21V19H78ZM90 20H89V21H90ZM92 20H93V19H92ZM95 20H97V19H95ZM95 20H94V21H95ZM230 20H231V16H230L229 21H230ZM233 20H232V22H231V21H230V22L233 23ZM238 20H239V19H238ZM238 20H237V21H238ZM29 21H30V19L28 20L27 24L29 23ZM33 21H34V20H33ZM36 21H37V20H36ZM41 21H43V20H41ZM46 21H47V20H46ZM46 21H45V22L43 21V23H46ZM48 21H50V18L48 19ZM53 21H54V20H53ZM63 21H64V20H63ZM89 21H87V22H89ZM239 21H241V20H239ZM246 21H247V20H246ZM13 22L15 23V20H14ZM64 22H65V21H64ZM68 22H69V21H68ZM75 22H72V23H75ZM87 22H85V23H87ZM92 22H93V21H92ZM92 22H91V24H92ZM95 22H96V21H95ZM95 22H94V24H92V25H95ZM9 23H8V24H9ZM18 23L20 24V22H18ZM33 23H35V24L38 23V24H39V22H33ZM33 23H29V24H33ZM49 23H51V22H49ZM49 23H47V24H49ZM53 23L55 24V22H53ZM58 23H59V22H56V24H58ZM66 23H67V21H66ZM66 23H64V26H65ZM77 23H78V21H77ZM81 23H82V22H81ZM166 23H167V24H166ZM228 23H229V22H228ZM3 24H6V25H3ZM29 24H28V25H29ZM35 24H34V25H35ZM38 24H37V26H38ZM40 24H42V23L40 22ZM51 24H52V23H51ZM54 24H53V25H54ZM59 24H60V23H59ZM69 24H70V23H69ZM78 24H79V23H78ZM89 24H90V22H89ZM91 24H90V25H91ZM234 24H236L235 21H234ZM245 24L247 25L246 22H245ZM245 24H244V25H245ZM10 25H12V24L10 23ZM13 25H14V24H13ZM42 25H43V24H42ZM79 25H81V24H79ZM90 25H89V27H90ZM159 25H161V24H159ZM232 25H233V24H230V28H229V30L231 31V29H232V34H233V31H234V30H237L239 24H238L237 28H236V25H235V28H236V29H234V30H233L234 25H233V26H232ZM246 25H245V26H246ZM30 26H31V25H29L28 27H30ZM32 26H33V25H32ZM37 26H36V27H37ZM50 26H51V25H50ZM58 26H60V25H58ZM64 26H63V27H64ZM86 26H87V25H86ZM220 26H221V25H220ZM242 26H243V25H242ZM242 26H240V27H242ZM36 27H35V28H36ZM44 27H45V26H44ZM46 27H47V26H46ZM51 27H53V26H51ZM56 27H57V25H56ZM60 27H61V26H60ZM60 27H59V28H60ZM65 27H66V26H65ZM71 27H72V26H71ZM76 27H77V26H76ZM150 27H152V26H150ZM153 27H152V28H153ZM228 27H229V25H228ZM232 27H233V28H232ZM240 27H239V29H240ZM246 27H247V26H246ZM246 27H244V28L246 29V32H244L245 29H244V31H243L244 37H246V36H245V33L248 32ZM252 27H251V29H253ZM25 28H27L26 25H25ZM35 28H34V30L36 31ZM38 28H39V26H38ZM38 28H37V29H38ZM40 28H41V26H40ZM57 28H58V27H57ZM61 28H62V27H61ZM61 28H60V29H61ZM77 28H79V27H77ZM92 28H94V27L92 26V27L89 28V29L92 30ZM212 28H213V27H212ZM257 28H256V29H257ZM6 29H7V28H6ZM54 29L56 30L55 27H54ZM69 29H70V27H69ZM72 29H73V28H72ZM82 29L86 30L85 32H87V30H88L87 33L91 32L89 29H85V28H82ZM225 29H226V28H225ZM251 29H249V32H250V33H251V31H250ZM46 30H47V29H46ZM55 30H54V31H55ZM58 30H59V29H58ZM74 30H75V29H74ZM80 30H81V29L78 30L80 33L78 32V33L76 34V37H75V35H74V38H76V40H75L76 42L73 43V41H71V42H70L71 44H68V45H67V46H70L69 48L66 46V48H68V52L70 51L71 53H73V55H74V54H76V55L81 54V52H82V50H83V49L80 50V48H79L80 45H81V43H83L85 40L88 41V39H89V38L87 39V34H85L84 30H81V31H80ZM94 30H95V29H94ZM157 30H156V29L154 30V31L156 32V34L158 33ZM193 30H194V29H193ZM6 31H7V30H6ZM6 31H5V33H6ZM9 31H10V30H9ZM31 31L33 32L32 29H31ZM42 31H44V30L42 29ZM50 31H51V30H50ZM115 31H116V30H115ZM144 31H145V30H144ZM238 31H239V30H238ZM238 31H237V32H238ZM241 31H242V30H241ZM257 31H256V32H257ZM259 31H260V32H259ZM7 32H8V31H7ZM32 32H31V33H32ZM58 32H59V31H57V33H58ZM60 32H61V30H60ZM76 32H77V31H76ZM92 32H93V31H92ZM147 32H148V33H146V34H149V33L151 32V30H149V31H147ZM219 32H220V31H219ZM61 33H62V32H61ZM61 33H60V35H61ZM63 33L66 34V32H63ZM152 33H153V32H151L150 35H152ZM160 33H159V34H160ZM163 33H164V34H163ZM185 33H187V31H186ZM208 33H209V32H208ZM214 33H215V32H214ZM250 33H249V34H250ZM6 34L9 35V32L6 33ZM6 34H5V36H6ZM28 34H29V33H28ZM67 34H68V32H67ZM70 34H71V33H70ZM72 34H74V33L72 32ZM92 34H93V33H92ZM117 34H118V33H117ZM243 34H242V35H243ZM3 35H1V36H3ZM18 35H19V34H18ZM23 35H24V34H23ZM54 35H56V34H54ZM88 35H89V34H88ZM94 35H95V33H94ZM195 35H196V34H195ZM250 35H251V34H250ZM252 35H253V34H252ZM1 36H0V38H1ZM5 36H4V37H5ZM16 36H17V35H16ZM89 36H91V35H89ZM89 36H88V37H89ZM144 36H145V35H144ZM155 36H156V35H155ZM247 36H248V34H247ZM255 36H254V40H255ZM4 37H3V39H4ZM7 37H8V39L10 40V36H7ZM13 37H15V36H13ZM13 37H12V38H13ZM23 37H24V36H23ZM40 37H41V35H40ZM40 37H39V38H40ZM54 37H55V36H54ZM54 37H53V38H54ZM59 37L61 38L62 36H59ZM91 37H92V36H91ZM91 37H90V39H91ZM149 37H150V36H149ZM152 37H154V35H153ZM229 37H230V36H229ZM235 37H236V36H235ZM237 37H238V36H237ZM248 37H249V36H248ZM248 37H247V38H248ZM250 37H251V39L253 40V37H252V36H250ZM12 38H11V39H12ZM17 38H18V39H21V40H20V41H15V44H16V42H19L18 45H15V46H18V47H17V48H18V51H17V52L14 51V53H16L15 58H14V59H15V62H14V63L11 62L10 64H7V62H6V64L8 65V67H7V68L4 67L5 69H7V71H5L6 76H5V77L3 76V77L5 78V80L3 79L4 81H2V83H3V85H2V86H3V90L5 89V93H4V94H6V91H10L11 94H13L12 90H13V88H14V86H15V83L19 81V79H18V74H19V72H20V73L23 72V70H22L23 68L21 69V70H22V72H21V70H20V66L22 65V63H24V61H23V57L25 58L26 56H23V54H21V53L24 52V51L22 52V50H23V48H24V44H25V40H26L25 38H26V37L22 39V35H21V38H20V37H16V39H17ZM30 38H31V37H30ZM71 38L74 40L73 37H71ZM136 38H137V37H136ZM146 38H148V36H147ZM154 38H155V37H154ZM187 38H188V36H187ZM225 38H226V37H225ZM233 38H234V37H233ZM240 38H241V37H240ZM240 38H235V39H236V40L238 39V40L242 41ZM247 38H245V39H247ZM1 39H2V38H1ZM3 39H2V41H3ZM5 39H6V37H5ZM13 39H15V38H13ZM13 39L10 40V41H13ZM24 39H25V40H24ZM41 39H42V37H41ZM41 39H38V37H37V40H41ZM62 39H63V38H62ZM62 39H61V41L63 42L64 40H62ZM148 39H149V38H148ZM148 39H146V40H148ZM151 39H152V41H151ZM151 39H150V42H153V38H151ZM158 39H159V38H158ZM221 39H224V38H221ZM221 39H219V40L221 41ZM230 39H231V42H229V44L232 43V35H231V38H229V40H230ZM248 39H249V38H248ZM9 40H8V41H9ZM27 40H28V39H27ZM217 40H218V39H217ZM225 40H227V38H226ZM238 40H237V41H238ZM243 40H244V39H243ZM249 40H250V39H249ZM249 40H248V41H249ZM31 41H32V40H30V42H31ZM33 41H34V40H33ZM42 41H43V39H42ZM51 41H53V39H52ZM56 41H57V39H56ZM144 41H145V40H144ZM156 41H157V40H156ZM184 41H185V40H184ZM196 41H197V40H196ZM201 41H202V40H201ZM220 41H219V43H220ZM222 41H223V40H222ZM222 41H221V42H222ZM240 41H238V42H240ZM5 42H6V40H5ZM27 42H28V41H27ZM30 42H29V43H30ZM40 42H41V41H40ZM47 42H48V41H47ZM58 42H60V41H58ZM58 42H56V43H57L56 46H58ZM85 42H86V41H85ZM88 42H89V41H88ZM145 42H146V41H145ZM147 42H149V41H147ZM150 42H149V43H150ZM154 42H155V40H154ZM154 42H153V43H154ZM44 43H45V42H44ZM48 43H49V44L51 43V44H50L51 47L53 46V45H52V42H48ZM67 43H68V42H67ZM72 43H73V45H72ZM89 43H91V42H89ZM89 43H88V44H89ZM155 43H156V42H155ZM155 43H154V44H155ZM210 43H211V42H210ZM249 43H250V42H249ZM251 43H250V44H251ZM27 44H28V43H27ZM31 44H32V43H31ZM84 44H86V45L88 46L87 43H84ZM147 44H148V43H146L145 45L148 46V47L145 46V47H143L142 49L147 48V49L145 50L146 52H145V51H144V52L146 53L145 55L148 56V57H146L145 55H143V54H144V53H143L142 56H141L142 58H141L140 61L144 60L145 62L142 61L141 64H143V62H144V63L149 62V61H147V59H148L149 57L151 58L150 55H151L152 51H153V53H154V50H156V49H154V48L152 47V46H153L152 43H150L149 45H147ZM222 44H224V43H222ZM226 44H227V43H226ZM229 44H228V45H229ZM233 44H234V43H233ZM233 44L231 45L232 47H234ZM246 44H248V42H247ZM246 44H245V45H246ZM250 44H249V45H250ZM4 45H5V44H4ZM28 45H29V44H28ZM28 45H27V46H28ZM32 45H33V44H32ZM32 45H31V46H32ZM45 45H46V44H45ZM47 45H48V44H47ZM50 45H49V46H50ZM61 45H62V43H61ZM61 45H59V46H61ZM71 45H72V46H71ZM82 45H83V44H82ZM82 45H81V46H82ZM89 45H90V44H89ZM102 45H103V44H102ZM235 45H238V44L235 42ZM49 46H48V47H49ZM54 46H55V45H54ZM59 46L57 47V49H59V50L54 51L53 49H54V48L56 49V47H54V48L52 49L53 52L49 51V53H50V54L48 53V54H49V57H48V58L50 59L49 62L52 61V60H55L54 57L56 56V55H55L56 52L58 53V51H60V50H61V51H62V50H67L66 48H65V49H60V48H64L65 44H64V46H62V47H60V48H59ZM186 46H187V45H186ZM215 46H216V45H215ZM215 46H214V48H215ZM223 46H224V45H223ZM223 46H222V47H223ZM226 46H227V45H226ZM226 46H225V47H226ZM29 47H30V46H29ZM83 47H85V45H84ZM242 47H244V46H242ZM248 47H249V46H248ZM17 48H16V49H17ZM39 48H40V47H39ZM152 48H153L154 50H153ZM223 48H224V47H223ZM227 48H228V46H227ZM235 48H237V46H236ZM245 48H247V47H245ZM27 49H28V47H27ZM29 49H30V48H29ZM50 49H51V48H50ZM84 49H85V48H84ZM103 49H104V48H103ZM161 49H160L159 51H162ZM207 49H208V48H207ZM229 49H231V48H228L227 50H229ZM238 49H239V46H238ZM240 49H241V48H240ZM32 50H33V49H32ZM48 50H49V49H48ZM79 50H80V51H79ZM214 50H215V49H214ZM216 50L218 51V49H216ZM219 50H220V49H219ZM227 50H226V51H227ZM232 50H235V49L233 48V49H231V50H229V51H227V52H230V51H232ZM236 50H237V49H236ZM84 51H87V50H84ZM88 51H89V50H88ZM103 51H104V50H103ZM159 51H158V53H159ZM27 52H29V51H27ZM66 52H67V51H66ZM66 52L64 51V52H62V54H63V53H66ZM68 52H67V53H68ZM106 52H107V51H106ZM131 52H132V51H131ZM142 52H143V50H142ZM142 52H140V53H142ZM173 52H175V53H173ZM214 52H216V51H214ZM227 52H226V53H227ZM237 52H238V51H237ZM237 52H235V54H236ZM0 53H1V52H0ZM153 53H152V54H153ZM208 53H209V52H208ZM212 53H213V52H212ZM230 53H231V52H230ZM233 53H234V52H233ZM233 53H232V54H233ZM25 54H26V53H25ZM83 54H84V53H83ZM83 54H82V57L80 56V59L83 58ZM127 54H128V53H127ZM163 54H161V55H163ZM213 54H215V53H213ZM232 54H229V53H228L227 56L230 55V56L232 57ZM12 55H13V54H12ZM27 55H28V54H27ZM41 55H42V54H41ZM58 55H59V54H58ZM67 55H68V54H67ZM73 55H72V56H73ZM76 55L74 56V57H75V59H74L75 61H76ZM158 55H160V53H159ZM161 55H160V56H161ZM185 55H186V54H185ZM240 55H242V54H240ZM22 56H23V57H22ZM62 56L65 57L66 54H65V55L63 54ZM69 56H70V55H69ZM69 56H68V57H69ZM87 56H88V54H87ZM87 56H85V57H87ZM116 56H117V55H116ZM133 56H134V55H133ZM143 56H144V59H143ZM160 56H159V57H160ZM164 56H163V58H164ZM175 56H176V55H175ZM208 56H209V55H208ZM208 56H207V57H208ZM29 57H30V56H29ZM98 57H99V55H98ZM145 57H146V59H145ZM169 57H170V56H169ZM205 57H206V56H205ZM216 57H217V56H216ZM228 57H229V56H228ZM231 57H230V58H231ZM233 57H234V56H233ZM46 58H47V56H46ZM46 58H45V60H46ZM56 58H57V56H56ZM72 58H73V57H71V59H72ZM78 58H79V57H78ZM87 58H88V57H87ZM99 58H100V57H99ZM99 58H97V59H99ZM150 58H149V59H150ZM225 58H226V57H225ZM230 58H229V59H230ZM27 59H28V58H26V60H27ZM69 59H70V58H69ZM69 59H68V60H69ZM71 59H70V60H71ZM83 59H85V58H83ZM149 59H148V60H149ZM177 59H179V58H177ZM210 59H211V58H210ZM231 59H232V58H231ZM11 60H12V59H11ZM66 60H67V59H66ZM74 60H71L70 63H72V61H74ZM87 60H88V59H87ZM155 60H156V59H155ZM159 60H160V58L157 59V62H158ZM161 60H163L162 57H161ZM161 60H160V62H161ZM165 60H168V58H165ZM215 60H216V59H215ZM55 61H57V60H55ZM79 61H80V62H81V61L83 62L82 59H81V60L78 59V63H79V64H80ZM129 61H130V60H129ZM146 61H147V62H146ZM178 61H179V60H178ZM194 61H195V60H194ZM26 62H27V61H26ZM30 62H31V61H30ZM39 62H40V61H39ZM41 62H42V61H41ZM44 62H45V61H44ZM47 62H48V59H47ZM53 62H54V61H53ZM160 62H158V64H160ZM168 62H169V61H168ZM168 62H167V63H168ZM240 62H241V61H240ZM242 62H241V63H242ZM1 63H2V62H1ZM45 63H46V62H45ZM45 63H44V64H45ZM78 63H77V64H78ZM85 63H86V62H85ZM91 63H92V62H91ZM212 63H215V62L212 61ZM226 63H227V62H226ZM24 64H25V63H24ZM26 64H27V63H26ZM36 64H37V63H36ZM42 64H43V62H42ZM46 64H47V63H46ZM54 64H56V63L54 62L53 65H54ZM68 64H69V63H68ZM72 64H74V62H73ZM77 64H76L77 67H78V66H81V65H77ZM81 64H82V63H81ZM98 64H99V63H98ZM147 64H148V63H147ZM147 64H146V65H147ZM150 64H151V63H150ZM161 64H163V66H162ZM161 64H160V65L162 66L161 68H163V67L165 66L164 60H163V63L161 62ZM168 64H170V62H169ZM210 64H211V63H210ZM227 64H228V63H227ZM32 65H33V64H32ZM37 65H38V64H37ZM50 65H52V64H50ZM53 65H52V67L50 66L49 68H52V69H53V68H54ZM69 65H71V64H69ZM88 65H89V64H88ZM122 65H123V64H122ZM144 65H145V64H144ZM146 65H145V66H146ZM156 65H157V64H156ZM160 65H159V67H160ZM234 65H235V64H234ZM4 66H5V65H4ZM23 66H24V65H23ZM38 66L40 67L41 64H39ZM45 66H46V65H45ZM47 66H49V65L47 64ZM71 66H72V65H71ZM71 66H70V67H71ZM73 66H75V64H74ZM73 66L71 67L72 69L75 68V67L73 68ZM86 66H87V65H86ZM90 66H91V65H90ZM209 66H210V65H209ZM211 66H212V65H211ZM222 66H223V65H222ZM240 66H239V67H240ZM39 67H38V68H39ZM42 67H43V66H42ZM42 67H40L39 69H41ZM77 67H76V68H77ZM124 67H125V66H124ZM156 67H157V66H156ZM165 67H167V65H166ZM165 67H164V68H165ZM169 67H170V66H169ZM215 67H217V66H215ZM34 68H35V67H34ZM49 68H47V69H49ZM71 68H70V69H71ZM76 68H75V69H76ZM86 68H89V67H86ZM125 68H126V67H125ZM136 68H137V67H136ZM161 68H157V69H160V70H161ZM164 68H163V70L165 71L166 68H165V69H164ZM170 68H171V67H170ZM42 69H43V71H42V70L40 71V70H38V69L36 68L35 71L38 70L37 73H42L44 77H45V75H47V74L44 75V73H45L46 71H51V72H53V70H51V69H50V70H46V67H44V68H42ZM77 69H78V68H77ZM77 69H76V70H77ZM134 69H135V68H134ZM155 69H156V68H155ZM207 69H208V68H207ZM213 69H214V68H213ZM67 70H68V69H67ZM81 70H82V69H81ZM85 70H87V69H85ZM142 70H143V69H142ZM168 70H169V69H168ZM168 70H167V72H168ZM191 70H192V69H191ZM236 70H237V68H236ZM243 70H242L241 72H240V71H239V72L242 74V73H244ZM249 70H251V71H253V72H250ZM3 71H4V70H3ZM3 71H2V73H4ZM39 71H40V72H39ZM44 71H45V72H44ZM60 71H61V70H60ZM72 71H73V70H71V72H72ZM127 71H128V70H127ZM135 71H136V69H135ZM144 71H145V70H144ZM146 71H147V70H146ZM149 71H150V70H149ZM161 71H162V70H161ZM161 71H160V72H161ZM210 71H211V72L207 73V74H208V77H209L210 73H212V75H213V72H214L215 70H213V71L210 70ZM218 71H219V70H218ZM222 71H224V70H222ZM43 72H44V73H43ZM73 72H74V71H73ZM73 72H72V73H73ZM76 72H77V71H76ZM139 72H140V71H139ZM157 72H159V71H157ZM167 72H166V73H167ZM171 72H172V71H171ZM173 72H174V71H173ZM216 72H217V71H216ZM239 72H237V73L240 75ZM35 73H36V72H35ZM49 73H50V72H49ZM72 73H70V71H69L68 74H72ZM143 73H144V72H143ZM162 73H163V71H162ZM235 73H236V71H235ZM51 74H52V73H51ZM51 74H49V75H51ZM74 74H75V73H74ZM84 74H85V73H84ZM139 74H140V73H139ZM170 74H171V73H170ZM220 74H221V73H220ZM223 74H225V73H223ZM244 74L246 75V73H244ZM3 75H4V74H3ZM20 75H21V74H20ZM20 75H19V76H20ZM40 75H41V74H40ZM126 75H127V74H126ZM172 75H173V74H172ZM214 75H215V73H214ZM214 75H213V76H214ZM231 75H233V74H231ZM231 75H230V76H231ZM236 75H237V74H236ZM236 75H234V76H236ZM245 75H244V76H243V75H240V76L245 77ZM249 75L247 74L246 76L248 77ZM37 76H38V74H37ZM37 76L34 75V77H37ZM65 76L67 77V75H65ZM162 76H163V75H162ZM210 76H211V75H210ZM213 76H212V77H213ZM215 76H216V75H215ZM215 76L213 77L214 80H215V82H216V83H214V84L217 86V81H216V77H215ZM222 76H223V75H222ZM222 76H221V77H222ZM224 76H225V75H224ZM227 76H229V75H227ZM240 76H239V77H240ZM263 76H264V75H263ZM23 77H24V76H23ZM39 77H41V76H39ZM46 77H47V76H46ZM66 77H63V79H64V78L66 79ZM129 77H130V76H129ZM142 77H143V76H142ZM204 77H205V76H204ZM208 77H207V78H208ZM247 77H245V79H243V80H245L244 82H242V81H243V80H241L242 78L240 79L241 81L239 80L240 82L237 81V82H239V83L242 82V87H243V86L245 87V89H241V90H240V88H238V87H241V86H238V85H239L238 83L233 82V81L235 80V78L231 76V79L234 78L233 81L230 80L231 82H233V83H231V84H232L231 87H233V85H235V83H236V86H235V87L239 89V92L242 91V92H240V93H243V94H244V92L246 93V92L248 91L247 88H248L249 86H252L251 83L253 84V81L251 80V81H252V82H251L250 79H249V81H250L249 83H250V84L248 83V79H246ZM249 77H250V76H249ZM20 78H21V76H20ZM42 78H43V77H42ZM48 78L50 79V76H48L47 78H44V79H40V78H35V79H38V80L40 79V82L42 81V85H44L43 83H45V81H46V84H47V81H48V80H46V79H48ZM60 78H61V76H60ZM68 78H69V77H68ZM68 78H67V79H68ZM144 78H145V76H144ZM207 78H206V79H207ZM217 78H220V77H217ZM226 78H227V77H226ZM236 78H238V77L236 76ZM254 78H255V79H254ZM262 78H263V77H262ZM16 79H18V80H16ZM54 79H55V78H54ZM65 79H64V80H65ZM71 79H72V77H71ZM146 79H147V78H146ZM209 79H211V78L209 77ZM209 79H208V80H209ZM222 79H223V78H222ZM222 79H220V80L222 81ZM32 80H34V78H33ZM32 80H31V81H32ZM38 80H34V81H38ZM44 80H45V81H44ZM68 80H69V79H68ZM141 80H142V79H141ZM208 80H207V81H208ZM217 80H219V79H217ZM220 80H219V82H220ZM236 80H238V79H236ZM236 80H235V81H236ZM246 80H247V82H246ZM260 80H261V79H260ZM21 81H22V79H21ZM21 81H20V82H21ZM24 81H25V80H24ZM34 81H32L33 84H34ZM50 81H52V80H50ZM61 81H62V80H61ZM76 81H77V80H76ZM142 81H143V80H142ZM144 81H145V80H144ZM210 81H211V80H210ZM230 81H229V83H230ZM262 81H263V80H262ZM25 82H26V81H25ZM62 82H63V81H62ZM62 82H59V83H62ZM70 82H71V81H66L65 84H67V83L70 84ZM123 82H124V81H123ZM152 82H153V81H152ZM212 82H213V80H212ZM212 82H211V84H212ZM259 82H260V81H259ZM35 83H36V82H35ZM37 83H38V82H37ZM49 83H51V82H49ZM116 83H117V82H116ZM145 83H146V81H145ZM149 83H150V82H149ZM245 83H247V84H245ZM21 84H22V83H21ZM21 84H20V85H21ZM30 84H31V83H30ZM33 84H32V86H33ZM57 84H58V82H57ZM57 84H56V85H57ZM63 84H64V82H63ZM65 84H64V87H65ZM68 84H67V85H68ZM122 84H123V83H122ZM122 84H121L120 86H122ZM132 84H133V83H132ZM208 84H209V82H208ZM214 84H212V85H214ZM223 84H224V83H223ZM237 84H238V85H237ZM17 85H18V83H17ZM38 85H39V84H38ZM42 85H41V83H40V88H42V89L45 88V90H46L47 85H46L45 87H42ZM54 85H55V84H54ZM54 85H53V87H54ZM60 85H61V84H60ZM67 85H66V86H67ZM129 85H130V84H129ZM142 85H143V84H142ZM146 85L148 86V82H147ZM212 85H211V86H212ZM227 85H228V83H227ZM29 86H30V85H29ZM34 86H35V87H32V88L29 87V88H30V89H33V88H34L33 91H35V88H36V89L39 88V87L36 86V84H35ZM58 86H59V85H58ZM61 86H63V85H61ZM61 86H59V87H60L61 89H64V87L62 88ZM203 86H204V85H203ZM218 86H219V85H218ZM222 86H223V85H222ZM228 86H229V85H228ZM253 86H254V85H253ZM253 86L251 87L252 89H253ZM255 86H256V84H255ZM258 86H259V85H258ZM263 86H264V85H263ZM0 87H1V86H0ZM18 87H19V89L21 90V88H22L23 86L21 87V86L18 85L16 88L18 89ZM20 87H21V88H20ZM50 87H51V86H50ZM67 87H69V86H67ZM67 87H65V89H67ZM70 87H71V86H70ZM70 87H69V88H70ZM127 87H128V86H127ZM141 87H142V86H141ZM150 87H151V86H150ZM205 87H206V86H205ZM229 87H230V86H229ZM1 88H2V87H1ZM1 88H0V89H1ZM40 88H39V89H40ZM54 88H55V87H54ZM60 88L57 87L58 91H62V90H59ZM85 88H86V87H85ZM122 88H123V86H122ZM202 88L204 89V87H202ZM211 88H212V87H211ZM225 88H226V87H225ZM23 89H26V88L23 87ZM23 89L20 91V92H21L20 95H22V94L24 95V93H23ZM51 89H52V88H51ZM57 89H56V90H57ZM65 89H64V92L66 91ZM76 89H77V88H76ZM133 89H134V88H133ZM133 89H132V90H133ZM154 89H155V88H154ZM218 89H219V88H218ZM230 89H232V88H230ZM238 89H237V90H238ZM249 89H250V87H249ZM252 89H250V90H251V91H254V90H252ZM255 89H256V87H255ZM14 90H15V89H14ZM14 90H13V91H14ZM26 90H28V88H27ZM54 90H55V89H54ZM73 90H74V88H73ZM139 90H141V89L139 88ZM139 90H138V91H139ZM227 90H228V89H227ZM227 90H226V91H227ZM244 90H246V91H244ZM15 91H16V90H15ZM15 91H14V92H15ZM29 91H30V90H29ZM29 91H27V92H29ZM33 91L31 90V92H33ZM36 91H37V90H36ZM47 91H48V90H47ZM52 91H53V90H52ZM67 91H68V90H67ZM67 91H66L65 94L62 93V92H61L60 94H61V95L64 94L65 97L67 96V98L70 99V98H69L70 95H66V94H67ZM145 91H147L146 88H145ZM205 91H206V92L208 91V94L210 93L209 90H205ZM222 91H223V89H222ZM222 91H221V92H222ZM230 91H231V90H230ZM233 91H234V89L232 90V92H233ZM243 91H244V92H243ZM17 92H18V91H16V94L19 93V92H18V93H17ZM24 92H25V91H24ZM40 92H41V91H40ZM40 92H39V90H38V93H37V92H34V93L38 95ZM44 92H46V91H44ZM72 92H73V91H72ZM91 92H92V91H91ZM129 92H130V91H129ZM186 92H187V91H186ZM232 92H231L230 95L232 96V99H233V93H232ZM239 92L237 91V94H234V95H235V96L238 95ZM248 92H250V91H248ZM8 93H9V92H7V94H8ZM46 93H47V92H46ZM52 93H53V92H51V94H52ZM55 93H56V92H55ZM57 93H59V92H57ZM57 93H56V96L58 95ZM140 93H141V92H140ZM147 93H148V92H147ZM227 93H228V91L225 93V95H226ZM234 93H236V91H234ZM250 93H251V92H250ZM252 93H253V92H252ZM7 94H6V95H7ZM11 94H9L10 97H13V96H11ZM29 94H31V93H29ZM29 94H28V95L26 94V96H29ZM42 94H44V99H45V100H44V99H43V100L48 104L49 101L46 100V98H47V97H45L46 94H45V93H42ZM48 94H49V93H48ZM51 94L48 96L47 99H49V97L52 96ZM86 94H87V93H86ZM90 94H91V93H90ZM93 94H94V93H93ZM130 94H131V93H130ZM202 94H204V93H202ZM202 94H201V97H202ZM255 94H256V93H255ZM9 95L7 96L8 98H9ZM14 95H15V94H14ZM31 95H32V94H31ZM37 95H36V96L33 95V96H35V99H33L34 101L32 102V104H33V103L35 102V100L37 99V98H36ZM40 95H41V94H40ZM64 95L61 96V97H64ZM80 95H81V94H80ZM80 95H78V96H80ZM126 95H127V94H126ZM138 95H139V94H138ZM138 95H137V96H138ZM206 95H207V94H206ZM225 95H224V98H225ZM230 95H229V96H230ZM241 95H242V94H239L238 96H241ZM252 95H253V94H252ZM4 96H5V95H4ZM4 96H3L2 98H4ZM16 96L18 97L19 94L16 95ZM24 96H25V95H24ZM24 96H22V98H24ZM26 96H25V97H26ZM33 96H32V97L29 96L28 98H29V99H30V98H34ZM41 96H42V95H41ZM46 96H47V95H46ZM82 96H83V95H82ZM128 96H129V95H128ZM203 96H205V94H204ZM210 96H211V95H210ZM210 96H209V97H210ZM222 96H223V95H222ZM227 96H228V94H227ZM245 96H246V95H245ZM247 96H248V94H247ZM256 96H257V95H256ZM0 97H1V96H0ZM39 97H40V96H39ZM52 97H53V96H52ZM73 97H75V96H73ZM73 97H71V98H73ZM94 97H95V96H94ZM143 97H144V96H143ZM214 97H215V96H214ZM220 97H221V96H220ZM220 97H219V98H220ZM236 97H237V96H236ZM19 98H21V97L19 96ZM19 98H18V101H19ZM22 98H21V99H22ZM50 98H51V97H50ZM78 98H79V97H78ZM78 98H77V99H78ZM127 98H129V97H127ZM166 98H167V97H166ZM170 98H171V97H169V99H170ZM202 98H203V97H202ZM202 98H201V99H202ZM224 98H223V99H224ZM239 98H240V97H239ZM239 98H238V99H239ZM255 98H256V97H255ZM9 99L11 100V98H9ZM12 99H13V98H12ZM16 99H17V98H16ZM24 99H27V98H24ZM54 99H55V95H54ZM59 99H60V97H59ZM64 99H65V98H64ZM68 99H67V100H68ZM75 99H76V97H75ZM119 99H120V98H119ZM122 99H123V98H122ZM137 99H138V97H137ZM155 99H156V98H155ZM204 99H206V100H204ZM204 99H203L204 101H207V102H205V103H208V95H207L206 98H204ZM220 99H221V98H220ZM226 99H227V98H225L223 101H226ZM234 99H235V97H234ZM238 99H235V100L238 101ZM244 99H245V97L243 98V96H242L241 100H244ZM246 99H247V98H246ZM2 100H3V99H2ZM2 100H1V101H2ZM5 100H7V99L4 98V100H3L2 102H4ZM30 100H31V99H30ZM41 100H42V99H41ZM49 100H50V99H49ZM56 100H57V99H56ZM65 100H66V99H65ZM79 100L81 101V99H79ZM79 100H78V101H79ZM85 100H86V99H85ZM85 100H83L84 103H82L83 101H81L82 104L79 105L80 107L78 108V115L80 114V116H82V115H84V114L91 115V114L94 112V109L92 110V107H93V106H91V100H86V102H85ZM212 100H213V99H212V97H211V100H209V102L212 101ZM214 100H215V99H214ZM214 100H213V101H214ZM228 100H229V98H228ZM239 100H240V99H239ZM241 100H240V101H241ZM249 100H250V98H249ZM256 100H257V99H256ZM1 101H0V104H3L2 107L7 106V105H6L7 101H6L5 104L2 103ZM13 101L16 102V100H13ZM25 101H26V100H25ZM25 101H24V102H25ZM31 101H32V100H31ZM44 101H42V104H43V105H47V104H44V103H45ZM52 101H53V100H52V98H51V102H52ZM69 101H73V100L70 99ZM74 101H75V100H74ZM88 101H89V102H88ZM120 101H121V100H120ZM138 101H139V100H138ZM200 101L202 102V100H200ZM213 101H212V102H213ZM215 101H216V100H215ZM230 101H231V100H230ZM233 101H234V100H233ZM15 102H12V103L9 102V103H11L10 105H12V104H14ZM19 102H20V101H19ZM21 102L23 103V100H21ZM51 102H50L49 104H52L54 101H53L52 103H51ZM58 102H59V105H60V107H61L60 100H58ZM61 102L64 103V102H66V101H61ZM92 102H93V101H92ZM168 102H169V101H168ZM198 102H199V101H198ZM198 102H197V103H198ZM226 102H228V101H226ZM226 102H225V103H226ZM241 102H242V101H241ZM243 102H244V101H243ZM248 102H249V101H248ZM250 102H251V100H250ZM17 103H18V102H16L15 105H17ZM27 103H31V102H29V100H27ZM27 103L25 102V104H27ZM35 103H36V102H35ZM38 103H39V99H38ZM38 103H37V107H39V106H38ZM56 103H57V101H56ZM67 103H68V102H67ZM71 103H72V102H71ZM75 103H76V102H75ZM75 103H74V104H75ZM163 103H164V102H163ZM203 103H204V102H203ZM210 103H211V102H210ZM213 103H214V102H213ZM225 103H224V104H225ZM233 103H234V102H233ZM237 103H238V102H237ZM18 104L20 105V103H18ZM49 104H48V105H49ZM54 104H55V103H54ZM69 104H70V102H69ZM69 104H68V105H69ZM94 104H95V103H94ZM94 104H93V105H94ZM138 104H139V103H138ZM200 104H202V103H200ZM208 104H209V103H208ZM228 104H229V103H228ZM231 104H232V103H231ZM240 104H243V103H240ZM240 104H239V105H240ZM15 105H13V108H12V106L10 107V108L12 109V111H10L11 114H12V113H14V114L17 113V111H16V112H13V109L16 108V109L18 110L20 106H21V108H22V105H20L19 107L17 106L18 108H17ZM28 105H29V104H28ZM28 105H27V106H28ZM30 105H31V104H30ZM33 105H36V104H33ZM33 105H32V106H33ZM65 105H67V104H65ZM65 105H64V107H65ZM76 105H77V104H76ZM169 105H170V104H169ZM226 105H227V104H226ZM247 105H248V104H247ZM14 106H15V108H14ZM24 106H26V105L23 104V107H24ZM27 106H26V107H27ZM52 106H53V105H51V106H49V107H52ZM54 106H55V105H54ZM57 106H58V105H57ZM70 106L74 109V110L72 109L73 111L77 110V109L74 108L75 105H74V106H73V105H70ZM70 106H69V107L66 106L65 108H70ZM199 106H200V105H199ZM206 106H207V105H206ZM242 106L244 107V105H242ZM259 106H260V105H259ZM33 107H34V106H33ZM40 107H41V105H40ZM40 107H39V108H40ZM42 107H44V106H42ZM45 107H48V106H45ZM62 107H63V105H62ZM62 107H61V108H62ZM77 107H78V106H77ZM167 107H168V106H167ZM208 107H209V106H208ZM237 107H238V106H237ZM240 107H241V105H240ZM0 108H1V105H0ZM31 108H32V107H31ZM31 108H30V109H31ZM58 108H59V107H58ZM116 108H117V107H116ZM140 108H141V107H140ZM201 108H202V107H201ZM204 108H205V107H204ZM245 108H246V107H245ZM245 108H243V109L245 110ZM3 109H4V108H3ZM3 109L1 108V110H3ZM5 109H6V107H5ZM8 109H9V108H8ZM27 109H29V108H27ZM27 109L25 108V110H27ZM30 109H29V110H30ZM33 109H34V108H33ZM35 109H36V108H35ZM37 109H38V108H37ZM37 109H36V110H37ZM40 109H41V108H40ZM46 109H47V110H46ZM46 109H45V110H46L45 113L48 115L47 112H48L51 108H50L49 110H48V108H46ZM52 109H53V108H52ZM56 109H57V108H56ZM117 109H118V108H117ZM165 109H166V108H165ZM184 109H185V108H184ZM208 109H209V108H208ZM241 109H242V107H241ZM243 109H242V110H243ZM29 110H28V113H27L28 116L30 115ZM59 110H60V109H59ZM66 110H68V109H66ZM91 110H92L93 112H92ZM163 110H164V109H163ZM210 110H211V109H210ZM212 110H213V109H212ZM242 110H241V111H242ZM8 111H9V110H8ZM18 111H19L18 113H20V109H19ZM42 111H43V115H44V110H42ZM50 111H51V110H50ZM50 111H49V113H50ZM117 111H118V110H117ZM142 111H143V110H142ZM205 111H206V110H205ZM238 111H239V110H238ZM241 111H240V112H241ZM31 112H33V111H31ZM35 112H36V111H35ZM39 112H40V111H39ZM39 112H38V113H39ZM53 112L55 113V111H54V110L52 111V115H53ZM60 112H62V111H60ZM68 112H71L70 109H69ZM68 112H66V113H68ZM108 112H110V111H108ZM124 112H125V111H124ZM138 112H139V111H138ZM197 112H198V111H197ZM206 112H207V111H206ZM210 112H211V111H210ZM244 112H245V111H244ZM253 112H254V111H253ZM1 113H2V111H1ZM6 113H7V111H6ZM6 113H5V114H6ZM25 113H26V112H25ZM38 113H37V115H38ZM40 113H41V112H40ZM40 113H39V114H40ZM56 113H57V112H56ZM71 113H72V112H71ZM71 113H70V114H71ZM213 113H214V112H213ZM5 114H4V117H5ZM11 114H10V115H11ZM46 114H45V115H46ZM72 114H74V113H72ZM122 114H124V113H122ZM195 114H197V113H195ZM6 115H7V114H6ZM16 115H18V114H16ZM16 115H15V116H16ZM19 115L21 116V114H19ZM22 115H23V113H22ZM35 115H36V114H35ZM45 115H44L43 119H41V120H43V121L45 122L46 125H50V124L53 125L55 122L51 123V119H50V121L48 120V119L50 118V116L48 115V118H47V115H46V116H45ZM67 115H68V114H67ZM74 115H75V114H74ZM76 115H77V114H76ZM87 115H86V116L84 115V116H85V117H88ZM116 115H117V114H116ZM247 115H248V114H247ZM247 115H246V116H247ZM0 116H2V115H0ZM7 116H8V115H7ZM12 116H13V114H12ZM12 116H9V119H10ZM23 116H24V115H23ZM23 116H22V117H23ZM26 116H27V115H26ZM26 116H24V117H26ZM30 116H31V118H32V116H34V114L32 113V115H30ZM30 116H29V117H30ZM41 116H42V115H41ZM41 116H39V117L42 118ZM54 116L56 117L57 115H53V117H54ZM71 116H72V115H71ZM84 116H83V117H84ZM91 116H92V115H91ZM133 116H135V115H133ZM140 116H141V115H140ZM140 116H138V117H140ZM206 116H207V115H206ZM208 116H209V115H208ZM244 116H245V115H244ZM248 116H249V115H248ZM13 117H14V116H13ZM37 117H38V116H37ZM37 117H36V119H35V118H34V119L37 120ZM39 117H38V118H39ZM53 117H51L52 120L54 119ZM72 117H73V116H72ZM77 117H78V116H77ZM117 117H118V116H117ZM152 117H153V116H152ZM193 117H194V116H192V118H193ZM241 117H243V116H241ZM2 118H3V116L1 117V119H2ZM14 118H16V117H14ZM18 118H19V117H18ZM73 118H74V117H73ZM114 118H115V117H114ZM118 118H119V117H118ZM127 118H128V117H127ZM169 118H170V117H169ZM23 119H24L25 121L19 118V121H20V122H19V123L17 122V124L21 125V124H24L25 122H27V121H26L27 118H26V119L23 118ZM55 119H56V118H55ZM61 119H62V118H61ZM67 119H68V118H67ZM75 119H76V118H75ZM77 119H78V120H77ZM77 119H76V120H77L76 123L79 121L80 118L78 117ZM88 119H89V118H88ZM130 119H131V118H130ZM196 119H197V118H196ZM201 119H202V118H201ZM244 119H245V117H244ZM244 119H242V120H244ZM11 120H12V119H11ZM14 120H15V119H14ZM14 120H12V121H14ZM38 120H39V119H38ZM41 120H40L39 122H40V123H41V122L44 123V122L41 121ZM122 120H123V119H122ZM172 120H173V119H172ZM248 120H249V119H248ZM1 121L4 122V120H1ZM15 121H16V120H15ZM53 121H55V120H53ZM87 121H88V120H87ZM198 121H199V120H198ZM203 121H204V120H203ZM29 122L32 123V120L30 121V119H29ZM39 122H38V123H39ZM115 122H116V121H115ZM118 122H119V121H118ZM227 122H228V121H227ZM1 123H2V122H1ZM27 123H28V122H27ZM34 123H35V121H34ZM36 123H37V121H36ZM36 123H35V124H36ZM56 123H57V122H56ZM134 123H135V122H134ZM144 123H145V122H144ZM212 123H213V122H212ZM212 123H211V124H212ZM246 123H247V122H246ZM246 123H245V124H246ZM262 123H263V122H262ZM2 124H4V123H2ZM6 124H7V122H6ZM13 124H16V122L13 123ZM17 124H16L15 126H17ZM35 124H34V125H35ZM67 124H68V123H67ZM112 124H113V123H112ZM116 124H118V123H116ZM154 124H155V123H154ZM178 124H179V123H178ZM19 125H18V128L21 127V126H19ZM28 125H29V124H28ZM40 125H41V124H40ZM51 125L48 126V127L50 128ZM58 125H59V124H58ZM121 125H124V124L122 123ZM125 125H126V123H125ZM130 125H131V124H130ZM144 125H145V124H144ZM213 125H214V124H213ZM53 126H54V125H53ZM55 126H56V125H55ZM59 126H60V125H59ZM169 126H170V125H169ZM178 126H179V125H178ZM182 126H183V125H182ZM192 126H193V125H192ZM195 126H196V125H195ZM37 127H38V126H37ZM44 127H47V126L44 125L43 128H44ZM74 127H75V126H74ZM80 127H81V125H80ZM119 127H121V126H119ZM128 127H129V126H128ZM193 127H194V126H193ZM197 127H198V126H196V128H197ZM15 128H16V127H15ZM18 128H17V129H18ZM41 128H42V127H41ZM121 128L124 129L125 126H124V128H123V126H122ZM173 128H174V127H173ZM180 128H181V127H180ZM196 128H195V129H196ZM202 128H203V127H202ZM238 128H239V127H238ZM47 129H48V128H47ZM53 129H54V128H53ZM126 129H127V128H126ZM137 129H138V128H137ZM182 129H184V128H182ZM44 130H45V129H44ZM44 130H43V131H44ZM57 130H58V128H57ZM108 130H109V129H108ZM112 130H113V129H112ZM165 130H166V129H165ZM180 130H181V129H180ZM196 130H197V129H196ZM24 131H25V130H23L22 128H19L18 131L16 130V132H17V133L15 132L16 134H15V133H12L13 135H11L10 133H7V134L10 135V137L12 136L11 138L13 139V141H12V143H13L12 146H11V144L9 145V147H11V148L13 149V150H11V151H13V152L10 151L11 153H8L9 156H10V154L12 155V153L15 152L14 148L16 149V146H17V147H20V146H18V145H16V144H18V143H19L18 141H21L22 138L25 137V136H24ZM45 131H47V130H45ZM48 131H49V130H48ZM48 131H47V132H48ZM104 131H105V130H104ZM109 131H110V130H109ZM123 131H124V130H123ZM123 131H122V132H123ZM181 131H182V130H181ZM189 131H190V130H189ZM218 131H219V130H218ZM1 132L3 133L2 130H1ZM7 132H9V131H7ZM10 132H12V131H10ZM25 132H27V131H25ZM39 132H40V131H39ZM50 132H51V130H50ZM75 132H76V131H75ZM95 132H96V130H95ZM125 132H126V130H125ZM2 133H1V135H2ZM28 133H29V132H28ZM33 133H34V132H33ZM45 133H46V132H45ZM45 133H44V136L47 137ZM51 133H52V132H51ZM51 133H50V135H51ZM79 133H80V132H79ZM79 133H78V135L80 136ZM81 133H82V132H81ZM113 133H114V131H113ZM113 133H112V134H113ZM126 133H128V132H126ZM178 133H180V132H178ZM197 133H198V132H197ZM199 133H200V131H199ZM248 133H249V132H248ZM5 134H6V132H5ZM55 134H56V133H55ZM82 134H83V133H82ZM121 134H122V133H121ZM162 134H163V133H162ZM164 134H165V133H164ZM174 134H175V133H174ZM50 135H48V136H50ZM83 135H84V134H83ZM83 135H81V136L83 137ZM193 135H194V134H193ZM193 135H192V136H193ZM5 136H6V135H5ZM5 136L3 135L4 138H5ZM7 136H8V135H7ZM28 136H29V135H28ZM31 136H32V135H31ZM31 136H30V137H31ZM66 136H67V137H71V136H72V137L74 138V137L77 136V135L74 133V130H73L72 128H67V127L64 128V127H63L62 132H60V135H59V137H58V144H59V147H58L59 150H58V151H59V154H60V151H61V150H62V152H63L64 148H65V147L67 148V145H71L70 143L68 144V142H69L70 140H69L68 142L66 141V140H68V138H67ZM117 136H118V134H117ZM123 136H126V135H123V134H122L121 137H123ZM140 136H141V135H140ZM192 136H191V137H192ZM195 136H196V135H195ZM3 137H2V138H3ZM34 137H35V136H34ZM72 137H71V139H73ZM86 137H87V135H86ZM121 137H120V138H121ZM132 137H133V136H132ZM188 137H189V136H188ZM0 138H1V136H0ZM6 138H7V137H6ZM11 138H10V139H11ZM26 138H27V137H25V138H24V141H22V142H25ZM32 138H33V137H32ZM35 138L38 139V137H35ZM66 138H67V139H66ZM78 138H79V137H78ZM83 138H84V137H83ZM134 138H135V137H134ZM153 138H154V137H153ZM157 138H158V137H157ZM168 138H169V137H168ZM251 138H252V137H251ZM12 139H11V140H12ZM30 139H31V138H30ZM36 139H35V141L37 142ZM45 139H47V138H45ZM81 139H82V138H80V140H81ZM135 139H136V138H135ZM135 139H134V140H135ZM191 139H192V138H191ZM221 139H222V138H221ZM2 140H3V139H1V141H2ZM6 140H7V139H6ZM8 140H9V138H8ZM76 140H77V139H76ZM76 140H75V142H76ZM78 140H79V139H78ZM80 140H79V141H80ZM123 140H124V139H123ZM134 140H132V141H134ZM138 140L140 141L139 138H138ZM165 140H166V139H165ZM185 140H186V139H185ZM192 140H193V139H192ZM192 140H191V143H192V144H190V146L192 145V147H193V144H194V146H195V141H197V140H195V141L193 140L194 143H193ZM214 140H215V138H214ZM218 140H219V139H218ZM1 141H0V142H1ZM26 141H27V140H26ZM29 141H30V140H29ZM48 141H49V140H48ZM55 141H56V140H55ZM135 141H136V140H135ZM135 141H134V142H135ZM143 141H144V140H143ZM156 141H157V140H156ZM163 141H164V139H163ZM174 141H175V140H174ZM221 141H222V140H221ZM221 141H220V142H221ZM4 142H6V141L1 142V144H3V145H1V147H3L4 145H5V147H6L7 144H4ZM32 142H33V141H32ZM40 142H41V141H40ZM141 142H142V139H141ZM144 142H145V141H144ZM172 142H173V141H172ZM197 142H198V141H197ZM6 143H7V142H6ZM8 143H9V142H8ZM27 143H28V142H27ZM34 143H35V142H34ZM34 143H33V144H34ZM41 143H42V142H41ZM71 143L73 144L74 142L72 141ZM78 143H79V142H78ZM119 143H120V142H119ZM135 143H136V144H135V145H136V148H137V149L140 148V144H139V142L136 141ZM142 143H143V142H142ZM145 143H146V142H145ZM161 143H162V142H161ZM214 143H215V142H214ZM248 143H249V142H248ZM19 144H20V143H19ZM25 144H26V143H25ZM36 144H39V139H38V143H36ZM79 144H80V143H79ZM133 144H134V143H133ZM146 144H147V143H146ZM152 144H153V143H152ZM211 144H212V143H211ZM216 144H217V143H216ZM219 144H220V143H219ZM20 145H21V144H20ZM27 145H28V144H27ZM30 145H31V143H30ZM39 145H40V144H39ZM74 145H75V144H74ZM74 145H73V146H74ZM77 145H78V144H77ZM124 145H125V144H124ZM131 145H132V144H131ZM156 145H158V144H156ZM175 145H176V143H175ZM177 145H178V144H177ZM102 146H103V145H102ZM141 146H142V145H141ZM143 146H145L144 143H143ZM146 146H147V145H146ZM146 146H145V147H146ZM165 146H166V145H165ZM186 146H187V145H186ZM221 146H222V145H221ZM41 147H44V146L41 144ZM74 147H75V146H74ZM74 147H73V148H74ZM133 147H134V146H133ZM158 147H159V146H158ZM161 147H162V146H161ZM7 148H8V147H7ZM7 148H3V149H6V150H7ZM11 148H9V149H11ZM69 148H70V146H68L67 149H69ZM73 148H71V149H73ZM77 148H79V147H77ZM77 148H75V149H77ZM97 148H98V147H97ZM134 148H135V147H134ZM152 148H154V147H152ZM169 148H170V149L166 148V149H167L166 151L169 152V150H170V152H172L173 148H171V145H170ZM175 148H177V146H176ZM190 148H191V147H190ZM220 148H221V147H220ZM220 148H219V149H220ZM17 149H18V148H17ZM47 149H48V148H47ZM67 149H65V150H67ZM75 149H74V150H75ZM113 149H114V148H113ZM140 149H141V148H140ZM157 149H158V148H157ZM164 149H165V148H164ZM182 149H183V146H182ZM193 149H194V148H193ZM1 150H2V148H1ZM44 150H45V149H44ZM74 150H73V151H74ZM175 150H176V149H175ZM185 150H186V149H185ZM205 150H206V149H205ZM220 150H221V149H220ZM41 151H42V148H41ZM58 151H56V152H58ZM68 151H70V149L67 150V152H68ZM71 151H72V150H71ZM127 151H128V150H127ZM147 151H148V149H147ZM163 151H164V150H163ZM209 151H210V150H209ZM2 152H3V150H2ZM5 152H6V151H5ZM7 152H8V150H7ZM7 152H6V153H7ZM39 152H40V151H39ZM39 152H38L37 154H39ZM42 152H43V151H42ZM64 152H65V154L67 153L66 151H64ZM135 152H136V150H135ZM175 152H176V151H175ZM194 152H195V151H194ZM194 152H193V153H194ZM0 153H1V152H0ZM3 153H4V152H3ZM68 153H69V152H68ZM138 153H139V151H138ZM140 153H141V152H140ZM150 153H151V152H150ZM150 153H149V154H150ZM162 153H163V152H162ZM190 153H191V152H190ZM220 153H221V152H220ZM15 154H16V152H15ZM40 154H41V153H40ZM56 154H58V153H56ZM59 154H58V155H59ZM129 154H130V153H129ZM131 154H132V153H131ZM164 154H165V153H164ZM198 154H199V153H198ZM6 155H7V154H6ZM13 155H14V154H13ZM13 155H12V156H13ZM16 155H17V154H16ZM63 155H64V154H63ZM72 155H73V154H72ZM97 155H98V154H97ZM135 155H136V154H135ZM141 155H142V154H141ZM190 155H193V154H190ZM194 155H195V154H194ZM200 155H201V154H200ZM203 155H204V154H203ZM9 156H8V157H9ZM36 156H37V155H36ZM40 156H41V155H40ZM56 156H57V155H56ZM60 156H61V155H60ZM68 156H69V155H68ZM146 156H147V155H146ZM187 156H188V154H187ZM196 156H197V155H196ZM201 156H202V155H201ZM0 157H1V156H0ZM8 157H7V158H8ZM15 157H16V156H15ZM18 157H19V156H18ZM18 157H17V158H18ZM38 157H39V156H38ZM65 157H66V156H65ZM125 157H126V156H125ZM129 157H130V156H129ZM144 157H145V156H144ZM153 157H154V155H153ZM169 157H170V156H169ZM35 158H36V157H35ZM68 158H69V157H68ZM118 158H119V157H118ZM136 158H137V157H136ZM159 158H160V157H159ZM178 158H179V157H178ZM192 158H193V157H192ZM194 158H195V157H194ZM52 159H53V158H52ZM100 159H101V158H100ZM132 159H133V158H132ZM137 159H138V158H137ZM145 159H146V158H145ZM147 159H148V158H147ZM147 159H146V160H147ZM155 159H156V158H155ZM155 159H153V160H155ZM163 159H164V158H163ZM189 159H190V157H189ZM14 160H15V159H14ZM122 160H123V159H122ZM133 160H134V159H133ZM139 160H140V159H139ZM139 160H137V161H139ZM153 160H152V161H153ZM160 160H161V159H160ZM180 160H181V159H180ZM192 160H193V159H192ZM192 160H191V163H192ZM207 160H208V159H207ZM214 160H215V159H214ZM15 161H17V159H16ZM36 161H37V160H36ZM98 161H99V160H98ZM157 161H158V160L156 159V163H157ZM10 162H11V161H10ZM13 162H14V161H13ZM128 162H129V159H128ZM134 162L136 163V160H134ZM165 162H166V161H165ZM188 162H189V163H188ZM194 162H195V161H194ZM168 163H169V161H168ZM182 163H183V162H182ZM196 163H197V162H196ZM207 163H208V162H207ZM236 163H237V162H236ZM126 164H128V163L126 162ZM132 164H133V163H132ZM142 164H143V163H142ZM185 164H186V163H185ZM187 164H190V160H189V161L187 160ZM213 164H214V163H213ZM135 165H136V164H135ZM144 165H145V163H144ZM144 165H142V166H144ZM146 165H147V164H146ZM158 165H159V164H158ZM209 165H210V164H209ZM218 165H219V164H218ZM255 165H256V164H255ZM257 165H258V164H257ZM20 166H21V165H20ZM130 166L133 167L132 165H130ZM150 166H151V165H150ZM152 166H153V165H152ZM171 166H172V162H171ZM186 166H187V165H186ZM190 166H191V167H194V166H192V164H190ZM15 167H16V166H15ZM18 167H19V166H18ZM35 167H36V166H35ZM134 167H135V166H134ZM138 167H139V166H138ZM144 167H145V166H144ZM148 167H149V166H148ZM221 167H223V166L221 165ZM225 167H226V166H225ZM20 168H21V167H20ZM151 168H152V167H151ZM184 168H186V167L184 166ZM187 168H190V167L187 166ZM187 168H186V172H187ZM215 168H216V167H215ZM125 169H126V168H125ZM140 169H141V167H140ZM142 169H143V168H142ZM158 169H159V168H158ZM225 169H226V168H225ZM147 170H148V168H147V166H146V171H147ZM163 170H164V169H163ZM195 170H196V169H195ZM217 170H218V169H217ZM234 170H236V169H234ZM21 171H22V170H21ZM144 171H145V170H144ZM165 171H166V170H165ZM181 171H182V170H181ZM223 171H224V170H223ZM228 171H229V170H228ZM18 172H19V171H18ZM163 172H164V171H163ZM163 172H162V173H163ZM188 172H189V170H188ZM188 172H187V173H188ZM190 172H191V168H190ZM195 172H196V171H195ZM207 172H208V169H207ZM225 172H226V171H225ZM231 172H232V171H231ZM147 173H148V172H147ZM162 173H161V174H162ZM168 173H169V172H168ZM181 173L184 174L185 172L182 171ZM187 173H185L184 176H186ZM219 173H221V172H219ZM33 174H34V173H33ZM161 174H159V175H161ZM238 174H239V173H238ZM251 174H252V173H251ZM20 175H21V174H20ZM27 175H28V174H27ZM173 175H174V174H173ZM190 175H191V174H190ZM223 175H224V174H223ZM14 176H15V175H14ZM18 176H19V175H18ZM22 176H23L22 179L19 178L21 181L25 179V176H24V175H21V177H22ZM30 176H31V175H30ZM180 176H181V175H180ZM219 176H220V175H219ZM15 177H16V176H15ZM27 177H28V176H27ZM52 177H53V176H52ZM129 177H130V176H129ZM159 177H160V176H159ZM168 177H169V176H168ZM188 177H189V176H188ZM203 177H204V176H203ZM223 177H224V176H223ZM235 177H236V175H235ZM256 177H257V176H256ZM13 178H14V177H13ZM28 178H29V177H28ZM28 178L26 179L27 181H28ZM30 178H32V176H31ZM133 178H134V177H133ZM152 178H153V177H152ZM207 178H208V177H207ZM243 178H244V176H243ZM257 178H258V177H257ZM49 179H50V178H49ZM56 179H57V178H56ZM158 179H159V178H158ZM158 179H157V181H158ZM164 179H165V178H164ZM223 179H224V178H223ZM229 179H230V178H229ZM14 180H15V179H14ZM20 180H19V181H20ZM32 180H33V179H32ZM35 180H36V179H35ZM109 180H110V177L107 176V175H104V176H102V177L99 178V180L97 181V183H95V186H94L92 192L90 193V195H88L87 198H86L85 200L83 199V202H82L81 205L79 204L80 207H78L79 209H78V211H77L78 215L80 214V215H82V216H84V217H87V216L89 217L90 213L93 211L94 208H96L97 205L101 206V203L105 200V199H104L105 196H106L105 194H106V192H107V190H108L107 187H106V183H107ZM135 180H136V179H135ZM135 180H133V181H134V183L136 184V181H135ZM151 180H152V179H151ZM178 180H179V179H178ZM189 180L191 181L192 178L189 179ZM189 180H188V181H189ZM201 180H202V179H201ZM231 180L234 182L236 179L233 178V179H231ZM21 181H20V182H21ZM127 181H128V180H127ZM133 181H132V182H133ZM140 181H141V180H140ZM142 181H143V180H142ZM186 181H187V180H186ZM22 182H24V181H22ZM29 182H30V181H29ZM125 182H126V181H125ZM178 182H179V181H178ZM206 182H208V181H206ZM209 182H210V181H209ZM212 182H214V181H212ZM225 182H226V181H225ZM229 182H230V181H229ZM233 182H232V183H233ZM25 183H26V181H25ZM129 183H130V182H129ZM129 183H128V184H129ZM134 183H133V184H134ZM137 183H138V182H137ZM145 183H146V182H145ZM190 183H191V182H190ZM216 183H217V182H216ZM234 183H235V182H234ZM149 184H150V183H149ZM152 184H153V183H152ZM166 184H167V183H166ZM166 184H165V185H166ZM171 184H172V183H171ZM212 184H213V183H212ZM129 185H130V184H129ZM147 185H148V184H147ZM159 185H160V184H159ZM207 185H208V184H207ZM132 186H133V185H132ZM144 186H145V185H144ZM156 186H158V184H157ZM28 187H29V186H28ZM52 187H53V186H52ZM118 187H119V186H118ZM118 187H117V188H118ZM127 187H128V186H127ZM134 187H135V186H134ZM159 187H160V186H159ZM184 187H185V186H184ZM189 187H190V186H189ZM191 187H193V186H191ZM206 187H207V186H206ZM223 187H224V186H223ZM24 188H25V187H24ZM120 188H122V187H120ZM136 188H137V187H136ZM149 188H151V187L149 186ZM155 188H156V187H155ZM155 188H154V189H155ZM157 188H158V187H157ZM161 188H162V185H161V187L158 188V189H161ZM174 188H175V187H174ZM145 189H146V188H145ZM151 189H152V188H151ZM183 189H184V188H183ZM210 189H211V188H210ZM235 189H236V188H235ZM44 190H45V189H44ZM46 190H47V189H46ZM117 190L119 191V189H117ZM135 190H136V189H135ZM140 190H141V188H140ZM147 190H148V189H147ZM156 190H157V189H155V191H156ZM187 190H189V189H187ZM214 190H215V189H214ZM223 190H224V189H223ZM15 191H16V190H15ZM153 191H154V190H153ZM155 191H154V192H155ZM157 191H158V190H157ZM157 191H156V192H157ZM162 191H163V190H162ZM175 191H176V190H175ZM212 191H213V190H212ZM244 191H245V190H244ZM42 192H43V191H41V194L39 195V198H41L40 196L43 195V193H45V192H43V193H42ZM48 192H49V191H48ZM136 192H137V191H136ZM154 192H153V193H154ZM156 192H155V195H157ZM182 192H183V191H182ZM239 192H240V191H239ZM13 193H14V192H13ZM145 193H148V192H145ZM145 193H144V194H145ZM150 193H151V191H150ZM37 194H39V192H38ZM45 194H46V193H45ZM115 194H116V193H115ZM129 194H130V193H129ZM151 194H152V193H151ZM151 194H150V195H151ZM196 194H197V193H196ZM204 194H205V193H204ZM211 194H212V193H211ZM228 194H229V193H228ZM11 195H12V197H16V195L14 196V194H11ZM83 195L85 196V194H83ZM113 195H114V194H113ZM153 195H154V194H153ZM153 195H152V197H154ZM176 195H177V194H176ZM183 195H184V194H183ZM194 195H195V194H194ZM198 195H199V194H198ZM205 195H206V194H205ZM80 196H81V195H80ZM126 196H127V195H126ZM148 196H149V195H148ZM159 196H160V195H159ZM220 196H221V195H220ZM12 197H11V198H12ZM33 197H34V196H33ZM42 197L44 198V196H42ZM81 197H82V196H81ZM152 197H151V199H152ZM178 197H179V196H178ZM196 197H197V196H196ZM205 197H206V196H205ZM209 197H210V196H209ZM215 197H217V196H215ZM228 197H229V196H228ZM45 198H46V197H45ZM48 198H49V197H48ZM79 198H80V197H79ZM84 198H85V197H84ZM159 198H160V197H159ZM174 198H175V197H174ZM185 198H186V197H185ZM192 198H193V197H192ZM232 198H233V197H232ZM103 199H104V200H103ZM123 199H124V198H123ZM126 199H127V198H126ZM151 199H150V200H151ZM155 199H156V198H155ZM212 199H213V198H212ZM248 199H249V198H248ZM12 200H14V199H12ZM12 200L10 201L11 203H12ZM41 200H42V199H41ZM45 200H47V198H46ZM45 200L43 199V201H41L40 203L44 202ZM78 200H79V199H78ZM153 200H154V198H153ZM192 200H193V199H192ZM195 200H196V198H195ZM199 200H200V199H199ZM205 200H206V198H205ZM214 200H215V199H214ZM73 201H75V200H73ZM76 201H77V200H76ZM119 201H121V200H119ZM145 201H146V200H145ZM183 201H184V200H183ZM230 201H231V200H230ZM45 202H47V201H45ZM48 202H49V200H48ZM77 202H78V201H77ZM117 202H118V201H117ZM123 202H125V201H123ZM126 202H127V201H126ZM181 202H182V201H181ZM191 202H192V201H191ZM195 202H196V201H195ZM210 202H211V201H210ZM212 202H213V200H212ZM235 202H236V201H235ZM38 203H39V201H38ZM79 203H80V202H79ZM149 203H150V202H149ZM149 203H148V204H149ZM162 203H163V202H162ZM214 203H215V201H214ZM244 203H245V202H244ZM44 204H45V203H44ZM148 204H147V205H148ZM157 204H158V203H157ZM164 204H165V203H164ZM191 204H192V203H191ZM198 204H199V203H198ZM207 204H208V203H207ZM229 204H230V203H229ZM247 204H248V203H247ZM263 204H264V203H263ZM38 205H39V204H38ZM79 205H78V206H79ZM118 205H119V204H118ZM145 205H146V204H145ZM145 205H144V206H145ZM39 206H40V205H39ZM48 206H49V204H48ZM48 206H47V207H48ZM107 206H108V204H107ZM131 206H132V205H131ZM205 206H206V205H205ZM207 206H208V205H207ZM207 206H206V207H207ZM209 206L211 207V205H209ZM209 206H208V207H209ZM241 206H242V204H241ZM42 207H44V206H42ZM49 207H50V206H49ZM150 207H151V206H150ZM155 207H157V206H155ZM183 207H184V206H183ZM208 207H207V208H208ZM228 207H229V206H228ZM36 208H37V207H36ZM38 208H40V207H38ZM53 208H54V207H53ZM97 208H98V206H97ZM97 208H96V211H97ZM118 208H119V206H118ZM118 208H117V209H118ZM141 208H142V207H141ZM153 208H154V207H153ZM173 208H174V207H173ZM184 208H185V207H184ZM187 208H189V207L187 206ZM207 208H206V210H208V211L210 212L211 208H210V209H207ZM215 208H216V207H215ZM45 209H46V208H45ZM48 209H49V208H48ZM48 209H47V211H48ZM51 209H52V208H51ZM111 209H112V208H111ZM133 209H134V208H133ZM137 209H138V208H137ZM200 209H202V208H200ZM37 210H38V209H37ZM39 210H40V209H39ZM101 210H102V209H101ZM113 210H114V209H113ZM121 210H124V208L121 209ZM144 210H146V212H148V211H147V208L144 209ZM154 210H155V209H154ZM175 210H176V209H175ZM177 210H178V209H177ZM190 210H191V209H190ZM206 210H205V211H206ZM49 211H50V210H49ZM49 211H48L47 213H48V214H49V213L52 214V213L49 212ZM117 211H118V210H117ZM142 211H143V210H142ZM158 211H159V210H158ZM170 211H171V210H170ZM172 211H173V210H172ZM214 211H215V210H214ZM94 212H95V211H94ZM128 212H129V211H128ZM200 212H201V211H200ZM209 212H208V213H209ZM263 212H264V211H263ZM42 213H43V212H42ZM131 213H132V212H131ZM131 213H130V214H131ZM140 213H141V212H140ZM219 213H220V212H219ZM38 214H39V213H38ZM38 214H37V215H38ZM48 214H47V215H48ZM118 214H119V213H118ZM128 214H129V213H128ZM141 214L143 215L144 213L142 212ZM145 214H146V213H145ZM147 214H149V213H147ZM209 214H210V213H209ZM211 214H212V213H211ZM256 214H257V213H256ZM261 214H262V213H261ZM35 215H36V214H35ZM47 215H46V216H47ZM52 215H53V214H52ZM171 215H172V214H171ZM204 215H205V213H204ZM207 215H208V214H207ZM41 216H42V215H41ZM46 216L43 215V217H46ZM134 216H135V215H134ZM137 216H138V215H137ZM195 216H196V215H195ZM205 216H206V215H205ZM216 216H217V215H216ZM242 216H243V215H242ZM35 217H36V216H35ZM37 217H38V216H37ZM39 217H40V215H39ZM53 217H54V215H53ZM88 217H87V218H88ZM131 217H132V216H131ZM147 217H149V216L147 215ZM173 217H174V216H173ZM202 217H204V216H202ZM235 217H236V216H235ZM112 218H113V217H112ZM136 218H137V217H136ZM145 218H146V215H145ZM170 218H171V217H170ZM175 218H176V217H175ZM198 218H199V217H198ZM204 218H205V217H204ZM255 218H256V217H255ZM37 219H38V218H37ZM40 219H41V218H40ZM44 219H49V217H48V218L46 217V218H44ZM60 219H61V221H63V222H61V223H64V224H62V226H63V225L66 226L68 223L72 224V223H71L72 221H71L70 218H69L68 216H66V215H64L62 218L60 217ZM146 219H147V218H146ZM199 219H200V218H199ZM226 219H227V218H226ZM258 219H259V218H258ZM33 220H34V219H33ZM50 220H51V219H50ZM52 220H53V218H52ZM143 220H144V219H143ZM43 221H44V220H43ZM64 221H66V222H64ZM135 221L138 222V220H135ZM155 221H156V220H155ZM190 221H191V220H190ZM198 221H199V220H198ZM235 221H236V220H235ZM239 221H240V220H239ZM257 221H258V220H257ZM36 222H37V221H36ZM93 222H94V221H93V219H92V220H89L85 225H82V226L77 227L79 230L76 231V235H78L79 238H80L82 241H87L88 239H90L91 236L93 235V233H96V234H98V235H106V236H107V235H111L112 238L115 236V235H113V233L111 232L112 229H113L112 226H110L109 228H106V229H105V228H103V227L100 225L99 222H94V223H93ZM143 222H144V221H143ZM149 222H150V221H149ZM157 222H158V220H157ZM185 222H186V221H185ZM202 222H203V221H202ZM204 222H205V221H204ZM225 222H226V221H225ZM227 222H228V221H227ZM258 222H259V221H258ZM58 223H60V222H58ZM66 223H67V224H66ZM139 223H140V222H139ZM197 223H198V222H197ZM197 223H196V224H197ZM200 223H201V222H200ZM220 223H221V222H220ZM50 224H52V222H51ZM83 224H84V223H83ZM134 224L137 225L138 223H135V222H134ZM150 224H151V223H150ZM155 224H156V223H155ZM155 224H154V226L156 227ZM58 225H59V224H58ZM68 225H69V224H68ZM75 225H76V224H75ZM105 225H106V224H105ZM158 225H159V224H158ZM208 225H209V224H208ZM213 225H214V224H213ZM255 225H256V224H255ZM255 225H254V226H255ZM40 226H41V225H40ZM44 226H45V225H44ZM150 226H151V225H150ZM161 226H162V225H161ZM234 226H236V225H234ZM243 226H244V225H243ZM260 226H261V225H260ZM59 227H60V225H59ZM140 227H141V225H140ZM143 227H144V226H143ZM158 227L160 228V226H158ZM216 227H217V226H216ZM245 227H246V226H245ZM41 228H42V227H41ZM45 228H46V227H45ZM63 228H64V227H63ZM63 228H62V229H63ZM150 228H151V227H150ZM262 228H263V227H262ZM47 229H48V228H47ZM65 229H66V228H65ZM135 229H136V228H135ZM141 229H142V228H141ZM176 229H177V227H176ZM3 230H4V229H3ZM50 230H51V229H50ZM66 230H67V229H66ZM74 230H75V229H74ZM144 230H145V229H144ZM150 230L153 231L152 228H151ZM150 230H149V231H150ZM156 230H157V227H156ZM163 230H164V229H163ZM172 230H173V229H172ZM254 230H256V229H254ZM260 230H261V229H260ZM23 231H24V230H23ZM107 231H108V232H107ZM124 231H125V230H124ZM152 231H151V232H152ZM157 231H159V229H158ZM157 231H156V232H157ZM256 231H257V230H256ZM151 232H150V233H151ZM154 232H155V231H154ZM156 232L154 233L155 235H156ZM9 233H10V232H9ZM145 233H146V232H145ZM152 233H153V232H152ZM152 233H151V235H150V234L148 233V231H147V234H146V235H147V236H148V235L152 236ZM157 233H159V232H157ZM25 234H26V232H25ZM217 234H218V233H217ZM4 235H5V234H4ZM9 235H10V234H9ZM155 235H154V236H155ZM12 236H13V235H12ZM156 236H157V235H156ZM156 236H155V237H156ZM216 236H217V235H216ZM254 236H255V235H254ZM157 237H158V236H157ZM107 238H108V237H107ZM183 238H184V237H183ZM192 238H193V237H192ZM102 239L105 240L106 237H102ZM150 239H151V237H150ZM157 239H158V238H157ZM217 239H218V238H217ZM14 240H15V239H14ZM91 240H92V239H91ZM91 240H90V241H91ZM109 240H110V239H109ZM111 240H112V239H111ZM111 240H110V241H111ZM113 240H114V239H113ZM153 240H154V239H153ZM171 240H172V239H171ZM171 240H170V241H171ZM102 241H103V240H102ZM150 241H152V240H150ZM254 241H255V239H254ZM98 242H99V241H98ZM106 242H107V239H106ZM93 243H94V241H93ZM95 243H96V242H95ZM99 243H103V242L100 241ZM104 243H105V241H104ZM107 243H108V242H107ZM135 243H136V241H135ZM215 243H216V242H215ZM97 244H98V243H97ZM97 244H96V245H97ZM131 244H132V243H131ZM152 244H153V243H152ZM19 245H20V244H19ZM87 245L89 246V242L87 243ZM94 245H95V244H94ZM96 245H95V246H96ZM134 245H135V244H134ZM162 245H163V244H162ZM162 245H161V246H162ZM17 246H18V245H17ZM102 246H103V245H102ZM138 246H139V245H138ZM149 246H150V245H149ZM85 247H86V246H85ZM164 247H165V246H164ZM166 247H167V246H166ZM255 247H256V246H255ZM14 248H15V247H14ZM17 248H18V247H17ZM19 248H20V247H19ZM21 248H22V247H21ZM177 248H178V247H177ZM87 249H88V248H87ZM132 249H133V248H132ZM140 249H141V248H140ZM151 249H152V248H151ZM162 249H163V248H162ZM12 250H13V249H12ZM126 250H127V249H126ZM158 250H159V248H158ZM124 251H125V250H124ZM137 251H138V250H137ZM139 251H140V250H139ZM163 251H164V250H163ZM2 252H3V251H2ZM8 252H9V251H8ZM13 252H14V254H15V251H13ZM13 252H11V253H12V256H13ZM127 252H128V251H127ZM127 252H124V253L122 252V253L125 255V254H127ZM132 252H133V251H132ZM220 252H221V251H220ZM155 253H156V252H155ZM129 254H130V253H129ZM134 254H136V252H135ZM57 255H58V254H57ZM80 255H81V254H80ZM162 255H163V254H162ZM244 255H245V254H244ZM249 255H250V254H249ZM249 255H248V256H249ZM1 256H2V255H1ZM4 256H5V255H4ZM117 256H118V255H117ZM160 256H161V255H160ZM165 256H166V255H165ZM167 256H168V255H167ZM17 257H18V256L10 257V258H11V259H10L11 262H13V263H18V264H31V261H30V263H25V262H26L25 259H24L25 262H24V263H21L22 261H21V260L19 261L18 259H20V258L18 257V259H17ZM25 257H26V256H25ZM142 257H143V256H142ZM218 257H219V256H218ZM246 257H247V256H246ZM80 258H81V257H80ZM82 258H83V257H82ZM94 258H95V257H94ZM98 258H99V257H98ZM119 258H120V256H119ZM164 258H165V257H164ZM6 259H7V258H6ZM99 259H100V258H99ZM99 259H98V260H99ZM120 259H121V258H120ZM244 259H245V257H244ZM4 260H5V259H4ZM22 260H23V259H22ZM245 260H246V259H245ZM2 261H3V260H2ZM5 261H6V260H5ZM8 262H9V261H8ZM11 262H9V263H11ZM42 262H43L42 264H55V263L50 262L49 259H48V260H44V261L42 260ZM89 262H90V264H92L91 261H89ZM93 262H94V259H93ZM97 262H98V261H97ZM102 262H103V261H102ZM102 262H101V263H102ZM225 262H226V261H225ZM246 262H247V261H246ZM119 263H120V262H119ZM36 264H37V263H36ZM196 264H197V263H196ZM257 264H258V263H257Z\"/></svg>",
	"mask_w": 264,
	"mask_h": 264
},
{
	"label": "built area",
	"instance_id": "3",
	"mask_svg": "<svg viewBox=\"0 0 264 264\" xmlns=\"http://www.w3.org/2000/svg\"><path fill=\"white\" fill-rule=\"evenodd\" d=\"M80 264H90V262H89V261H86V260H84V261H82Z\"/></svg>",
	"mask_w": 264,
	"mask_h": 264
}]
</instances>
